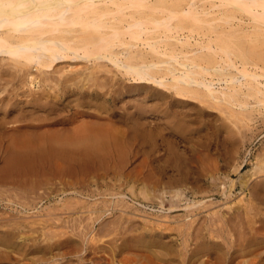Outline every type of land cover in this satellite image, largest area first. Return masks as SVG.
<instances>
[{"label": "rangeland", "instance_id": "rangeland-1", "mask_svg": "<svg viewBox=\"0 0 264 264\" xmlns=\"http://www.w3.org/2000/svg\"><path fill=\"white\" fill-rule=\"evenodd\" d=\"M176 21H179V20H176ZM187 22H188V24H187ZM186 25H188L187 27H186V29L188 30V29H190L189 27H191L192 29H194L195 31L194 32H198V31H200V29L202 30V29H205V27H206V25H203V24H198V23H191L190 21H188V20H186ZM189 23H191V25L189 24ZM193 26V27H192ZM195 27V28H194ZM163 30H164V28H159L155 33L156 34H159L160 32H163ZM264 30H261V31H259V33H255V34H253V35H251V39H249V38H247V37H242V39L241 40H238V43H237V41L236 42H233L232 44H231V46L230 47H232V46H234V47H232L234 50H235V53H233L234 55H232V56H236V57H234V58H236L235 60H237V61H240V60H244V58H245V62L247 61V59L249 60V58H250V61H247L246 63H247V66L249 65L250 66V68L251 69H254V70H259V71H262V72H264V46H263V40L261 41V39H264V32H263ZM262 32V33H261ZM261 33V34H260ZM260 34V35H259ZM259 38V40H258V38ZM246 38V39H245ZM253 38H255V39H253ZM242 40H244V42L242 41ZM256 40V41H255ZM126 41H134V39H132V38H129V40H128V38L126 39ZM248 41H255V42H253V45H250V44H252V43H246V42H248ZM258 41V43L256 44V42ZM260 41H261V43H260ZM243 43H246V44H243ZM255 43V44H254ZM263 43V44H262ZM240 45V46H239ZM241 45H242V48H241ZM248 45V46H247ZM249 45H250V47H249ZM236 46V47H235ZM257 46V47H256ZM118 47V46H117ZM248 49H252V51L251 50H249L248 52L250 53L251 52V54L252 55H254V56H252L251 54H249V53H242V49H244L245 51L247 50V48ZM255 50H254V49ZM236 50H237V52H236ZM244 52V51H243ZM241 53V54H240ZM253 53H255V54H253ZM138 54V53H137ZM144 54H149V56L147 55H144L143 57H145V58H139V59H137V58H135V61H137V60H140V59H145V60H161V58L162 59H167V57L166 56H168V55H164L163 57L162 56H160V55H157V54H155V55H150V53H144ZM151 54H154V53H151ZM169 54H174V55H176V54H179V53H169ZM217 55L215 56L214 54H205V55H203V56H201L202 57V59H201V57L199 56V55H197V56H199L200 57V60H199V57H193L194 59H191V61L193 60L195 63L197 62L198 64H200V65H203V66H206V67H213L214 65H216V64H218V63H222L223 65H225L223 62H225V61H222L223 59H222V53H216ZM246 55V56H245ZM250 55V56H249ZM219 56L221 57V58H219ZM240 56H241V58L242 59H240ZM148 57V59H146ZM166 57V58H165ZM169 57V56H168ZM212 57H215L213 60H212ZM153 58V59H152ZM155 58V59H154ZM158 58V59H157ZM206 58L208 59V60H206ZM252 58H254V60L252 59ZM204 59V60H203ZM220 61H219V60ZM253 61H252V60ZM124 60H129L127 57L126 58H124ZM7 61V60H6ZM13 61V60H12ZM203 61H206V62H203ZM207 61L208 62H210V61H212V62H210L213 66H211V64L210 63H207ZM213 61H214V63H213ZM216 61V62H215ZM256 61V62H255ZM73 62H75V63H77V62H80L81 63V65L82 66H85V67H87V63L90 65H92V66H90V68H86V72H84V74H87V72H88V69H90L89 70V72H88V75H84V74H81V76H80V74L79 73H77V72H73V71H71V73L73 72V73H75V75H76V73L77 74H79V76L77 77V75H76V77H77V81L76 80H71V85L69 86V84H67L66 83V85L65 86H62L61 84H56V82H54V84H53V82H48L49 84H52V86L50 85V89H48L49 88V84L47 83V82H42L41 83V81H42V77H44L46 74L45 73H41L40 71L39 72H36V70H35V72H36V75L38 76V74H39V76L37 77V79H36V83L38 82L39 83V81H40V83H39V85H38V83L36 84L35 83V86L31 89L30 88V85H29V87H28V84L26 85H23L24 83H23V79H24V71L25 70H27V69H29V68H27V66H31V67H33V64L31 63V65H26V66H24V68L25 69H23V72H22V74H21V70H18L17 71V68L16 67H13V65L11 64V66L10 65H8L9 63H12L11 61H7L6 63L5 62H1L0 63V70H2V68H4V67H2L1 68V66H4L5 64H7V65H5V68H9L11 71H13V72H11L9 69H7L4 73H2L3 72V70H2V72L0 71V74H6V77L8 76V75H10L11 74V76H10V78L8 79V77L6 78H4L5 80L7 79L8 80V82H6V81H4V79H3V77L4 76H1L0 75V78H1V80H0V106L1 107H3L2 109L0 108V120L2 119V118H5L4 120H6L5 122H4V120L3 121H0L1 123H0V125L2 124V122H4L5 124H7V123H9V124H7L6 126L8 127H6L5 126V124H2V125H4V128H5V130H3L2 128V126H0V129L2 130V131H0V137H1V140H4V141H2V143H0V181L1 182H3V180H7L8 179V177L11 175H14L15 177L16 176H19V177H16V178H18V179H20L21 180V182H22V179L24 180V176H21V173L19 172V171H17V173H15V174H9L10 173V169L8 168V166H7V162H5V160H4V158L5 159H8V160H10V158L13 156L12 155V153L14 154V152H13V150H16V149H14V148H12V147H14L15 145L17 146H20L21 147V145H26V144H28V142H29V139H30V137H32V135H31V133L30 132H28V131H30L31 129H32V127H33V125H34V129L36 128V130H49V131H52V135L54 136L56 133L58 134V136H54V137H56V140L54 139L53 141H52V137H51V134H50V137H49V134H47L46 132H45V134L46 135H48L47 137L50 139V142L51 143H53L54 144V142L55 141H57L58 142V140L57 139H59L60 141L57 143L56 142V144L58 145V144H60L59 146H61V144L63 143V139H61L62 137L63 138H65L64 137V135L66 136V134L65 133H67L68 131L69 132H72L71 133V135H73V136H75V138L73 137H70V135H69V133H67V135H68V138L70 137L71 138V140L72 139H74L73 140V142L74 141H77V139H76V136L79 134V133H81V131L83 130V131H85V129L87 128V126L89 127V125H92L93 127H92V129H89L90 130V133H93L94 131H93V129H98L99 130V128L98 127H100V131H96V133H98V135L96 134V135H94V133L93 134H91V138H92V135L93 136H95L94 138H95V145L97 146L95 149L96 150H100V152H97V151H94V148H93V152H91V153H96L97 154V156H99L100 157V155L101 154H103V152L105 153V155L106 154H108V155H110V156H101V157H103V159L102 158H98L97 156H96V154L94 153V154H92V156L94 155V156H96L98 159H95L96 157H93L96 161L94 162V159L93 158H91L90 160H92L91 161V163H90V160H89V158H90V156L88 155L87 156V154H88V152H90V151H92V150H90L92 147H94L95 145H94V140H91V138H90V136H89V140H88V137H87V135H89V130H88V128H87V132L85 131V133L87 134H85L83 131V133H81V135L83 134V137H84V135H86L85 137H87L86 138V140L88 141H81L83 138H81V137H78V139H81V140H79V142H77V143H80L81 145H83L82 143L84 142L85 144H87L86 146H87V148L85 147V144L83 145L84 147H81V146H79L80 144H77L78 145V147H81L83 150H85L86 149V153H85V155H83V153H82V151L80 150V148L78 149V150H80L81 151V153L82 154H76V156H77V158H80L79 160V162L77 161V158L75 159V158H72V159H75V160H73L72 162V165H70L69 164V162H71V160H68V161H62L63 163H64V166H62V164H60V166H59V164L57 165L56 164V162L57 163H60V161L61 160H57V161H55V164H54V161H50L49 162V164L51 163V167H49V164H47L48 163V161L46 162V161H44V162H42L40 165H41V167H40V165L38 164V166L36 165V167H37V170H36V173H38V179H37V176L35 175V176H33V177H30V179H33V180H35L36 182H37V180L40 182V181H42V179L45 177L46 179H47V182H46V180H43L42 182H40V183H36L35 184V181H33L32 182V180H29V177L28 178H25V180H26V183L28 182V180L31 182H28L27 184H29V185H24V183L22 182V185H24L25 186V188H27V189H25V188H23L20 184V181L19 180H17L14 176H12V177H14V180H16V181H18V182H16V181H14L13 180V178H10V179H8L9 181H10V183L12 182V180H13V184H15V185H13V186H10L7 182H8V180L5 182V183H7V185L9 186V187H11V188H8V186L6 185L5 186V183H3V185H2V183H0V186L2 187V189L4 190V191H6V189H7V191L8 190H10L11 189V193L10 192H8L9 194H7V191L5 192V194L6 195H9L8 197L4 194V192L3 193H1L2 192V189H0L1 190V192H0V211L2 210V212H0V215H1V221H0V224H1V227H3L2 229H4V230H2L1 229V227H0V230L3 232V231H5V232H3L4 233V236H3V233L0 231V235H2V236H0V237H3V239H4V241H5V243H3V241H1L0 243V246L2 245V244H4V245H2V247L5 249V248H7V249H9L8 251H9V253H8V251H7V249L6 250H4L2 247V249H3V251H2V254H0V264H21V261L20 260H24V261H22V264H31V263H33V264H43V263H45V261H46V264H67V263H69V264H81L80 263V260H84L85 261V259H86V256H87V260L85 261V262H83V260L81 261V262H83V264H104V262H105V264H106V262H110V263H107V264H130V263H135L136 264V259H137V264L141 261L142 263L144 262H146V258H145V256L143 255H141V254H147V252H148V254L150 253V255L152 256V257H154V259H151V261L153 260L154 262H156V261H161L160 262V264H169V263H171L170 262V260H172V263L171 264H179V263H185V264H204V262L207 264V262H208V264H222L221 262H220V260H222V258H224L226 255L225 254H222L221 255V257L219 256L220 254H221V251H219V249L220 250H222V253H224V248H223V246H222V248H220L219 246V248H218V250H216L217 249V247H215L216 249H214V247L212 248L211 246H208L206 249L209 251L207 254H205L204 255V253L203 254H201L200 256H194L193 255V248L195 249V245H196V241H198V240H202L203 241V239H205L204 240V242H208V243H210L209 241V239L210 238H213L214 239V236H218L217 234H220V238L218 239V237H215V239H218L219 241L221 240H223V238H224V240L225 241H223V244L225 243L226 245H227V247H226V245L224 246L226 249L228 248V245H229V243H232V241H233V239H234V237L236 238H238V235H241V233H242V235L241 236H239L240 237V240H241V237L243 238H246L245 236H244V234H246V233H249V235L248 234H246L247 236H252V234H254L255 232V234L252 236V237H255V239H254V241L256 240V242L258 243V245L256 244V242H254V241H252L253 242V244L254 245H256L255 246V249H258V251L261 249V248H264L263 246H262V243H263V245H264V230H263V228H264V222H262V221H264V217H262V216H264V211L262 212V210H264V209H261V208H263V205H264V201H262L263 200V198H264V177H262V176H264L263 174H264V169H263V164H264V152H263V150H261L262 148L264 149V119H262V118H264V113H260V110H261V112H264V104H263V106H262V101H261V98H263V97H260V96H262L260 93L258 94L254 89H249V88H245L244 87V89L242 90V92H241V95H237L236 96V98L235 97H230L229 99H230V101H229V99L228 100H224V101H226V104H225V102H222V101H215L212 97H210V96H208L207 95V93L205 94V92H202L203 90H200L199 91V89H196V88H193V90L191 89V88H189L188 86L186 87L185 86V89H187V90H189L188 92H187V90L186 91H182L181 89H178V87H175L173 84V82H172V80H170L171 81V83H170V81H168V84H167V86L166 87H159L158 88V86H154L152 83H145V84H147V86L144 84L143 85V83L142 82H137L134 78V75L132 74V73H126L124 70V68L123 67H117V65H115L112 61H110V60H107V59H93V60H89V62L88 61H86V60H82V59H78V61H73ZM104 62H105V67H102L101 68V66H99V65H103L104 64ZM201 62V63H200ZM253 62L255 63V64H253ZM5 63V64H4ZM64 63H68L67 61H63V62H61V64H62V66H64L65 64ZM69 63H71V62H69ZM80 63H79V65H80ZM204 63V64H203ZM257 63V64H256ZM98 64V65H97ZM107 64V65H106ZM209 64H210V66H209ZM67 65V64H66ZM78 65V66H79ZM199 65V66H200ZM258 65V66H257ZM10 66V67H9ZM61 65L59 64V67H60ZM82 66H81V68H82ZM97 67V66H99L101 69V71L97 68V69H95V67ZM248 66V67H249ZM255 66V67H254ZM23 67V66H22ZM80 67V66H79ZM92 67H94V68H92ZM201 67V66H200ZM200 67H197L198 69V75L199 76H202V75H204V76H211V75H209L210 73L208 72V71H206V73H204V69L203 68H200ZM4 68V69H5ZM11 68H13V70L11 69ZM15 68H16V72H18L17 73V77H15V78H18V79H15V78H13L14 77V75H15ZM105 68V69H104ZM122 68V69H121ZM33 69H35V68H33ZM44 70H46L47 68L46 67H44L43 68ZM93 69H95L94 70V72H93ZM102 69H104V70H106V71H102ZM31 70H32V68H31ZM98 70V71H97ZM203 70V71H202ZM8 71H9V73L10 74H8ZM47 71H48V74H49V71L50 72H52V69L50 70V69H47ZM90 71H91V73H90ZM15 72V73H14ZM66 72H69V73H67L68 75H70L71 76V74H70V71H66ZM92 72H93V76H92ZM12 73L14 74L13 75V77H12ZM20 73V74H19ZM56 73V75H58L62 80H63V82L65 83V81L66 80H64V79H67V77H68V75L66 74V76L64 77V75L65 74H62V73H57V72H55ZM95 73V74H94ZM97 73V74H96ZM8 74V75H7ZM40 74H41V76H40ZM45 74V75H44ZM20 75V76H19ZM44 75V76H43ZM94 75H95V77H94ZM214 75L215 76H218V74H216V73H214ZM87 76H89V77H87ZM198 76V77H199ZM12 77V78H11ZM64 77V78H63ZM92 77V78H91ZM39 78V79H38ZM42 78V79H41ZM86 78V79H85ZM91 78V79H90ZM20 79V80H19ZM22 79V80H21ZM94 79V80H93ZM10 80V81H9ZM79 80V81H78ZM76 81V82H75ZM6 82V83H5ZM22 82V83H21ZM76 83H79L78 85H76ZM82 83V84H81ZM85 83V84H84ZM21 84L23 85V86H21ZM44 84V85H43ZM47 84V85H46ZM56 84V85H55ZM75 84V85H74ZM138 85V84H140L142 87H139V85H138V88L136 87H133L134 85ZM5 85V86H4ZM41 85V86H40ZM46 85V86H45ZM53 85H54V87H53ZM86 85V86H85ZM135 85V86H136ZM7 86V87H6ZM37 86V87H36ZM43 86H44V88L45 89H43ZM69 86V87H68ZM84 86V88H85V90H86V93L88 92V94H89V92H90V94H89V96L87 97L86 95H88V94H86L85 93V90H83L81 87H83ZM143 86H145L146 88L148 87V90L145 88V87H143ZM164 86V85H163ZM4 87L6 88V89H4ZM40 89H42V90H40ZM61 87L62 88H64L63 89V92H62V89H61ZM171 87V89H169ZM66 88V89H65ZM70 88V89H69ZM144 88V89H143ZM156 88V89H155ZM161 88V89H160ZM180 88H183L184 89V87H180ZM33 89L34 90H36V92L34 93V91H33ZM37 89H39L40 91H44V90H46V91H44V92H39V91H37ZM68 89V90H67ZM73 89V90H72ZM81 89H82V92H81ZM150 89V90H149ZM151 89H153V90H151ZM184 89V90H185ZM196 89V91H194ZM3 92H2V91ZM65 90V91H64ZM77 90V91H76ZM160 90V91H159ZM179 90V91H178ZM192 90V91H191ZM245 90H247L248 91V94H246L247 92H245ZM254 91L255 93H257V94H255V93H253V92H251V91ZM47 91H50L48 94H47ZM51 91H52V93H51ZM60 91V92H59ZM72 91V92H71ZM74 91H76V92H74ZM80 91V92H79ZM84 91V92H83ZM178 93H177V92ZM244 91V92H243ZM55 92H57V93H55ZM64 92H66V93H64ZM92 92V93H91ZM179 92H181V94H184V96L183 95H181V94H179ZM191 92H193V93H191ZM250 92V93H249ZM29 93H31V94H29ZM32 93H34L35 95H37L38 93V95L39 96H41V95H43L44 97H45V94H46V98H44V99H48L49 101H52V104L51 105H48V107L47 106H44V107H41L40 108V106H35L34 105V102L32 103V101L34 100V98L35 97H39L38 95L37 96H35V95H33ZM37 93V94H36ZM59 93V94H58ZM64 93V94H63ZM75 93V94H74ZM77 93V94H76ZM81 93V94H80ZM176 93H177V95H176ZM189 93V94H188ZM244 93V94H243ZM253 93V97H252V94ZM13 94H14V96H13ZM185 94L187 95V96H185ZM191 94H193V96L191 95ZM198 94V95H197ZM259 98V100L260 101H258V99L257 100H255L256 99V97H255V95ZM34 96V98L33 97H29V96ZM50 95V96H49ZM52 95V96H51ZM57 95H59V96H57ZM84 95V96H83ZM180 97H179V96ZM190 95V96H189ZM204 95H205V97H204ZM243 95H245V96H247V98L249 99V101H247V100H245V99H247V98H245ZM249 95V96H248ZM17 98H16V97ZM196 96V97H195ZM239 96V97H238ZM243 96L244 97V99L243 98H241V97ZM10 97H12V98H14V99H12V98H10ZM42 97V96H41ZM86 97V98H85ZM200 97V98H199ZM208 97V98H207ZM20 98V99H19ZM28 98H31V102H30V104L28 103L29 101H30V99H28ZM43 98V97H42ZM84 98V99H83ZM201 98H203V99H201ZM231 98H233V99H231ZM240 98V99H239ZM10 99H12V100H10ZM16 99V100H15ZM17 99H19V101L17 100ZM33 99V100H32ZM50 99H52V100H50ZM212 99V100H211ZM235 99V100H234ZM243 99V100H242ZM14 100V101H13ZM25 100H29V101H25ZM200 100L202 101V102H207V103H205V105L207 104V107L205 106H202V104L204 105V103H201L200 102ZM210 100V101H209ZM246 102H245V101ZM11 101V102H10ZM84 101V102H83ZM179 101V102H178ZM212 101H214V103L212 102ZM234 101V102H233ZM244 101V102H243ZM253 101V102H252ZM257 101V102H256ZM264 101V100H263ZM7 103V105H6V103ZM13 102V103H12ZM15 102H16V104L18 103H20V104H22L21 105V107H23L22 109H24L26 112H27V116H26V122L27 123H24L23 122V120H19L18 122H20V124L18 125V122H16V121H14V120H12L13 118H14V116H12L13 114L15 115V116H18V115H20L19 117H24L23 116V113H26V112H22V115L20 114V111L19 112H17V110H19L18 108H17V106H16V104H15ZM66 102V103H65ZM83 102V103H82ZM139 103V106H142V107H140L141 109L142 108H145V109H142V112H144L145 114H143V115H140L141 114V109L140 110H138L139 109V107L137 108V104ZM141 102V103H140ZM144 102H146L147 104H148V106L146 105V103H144ZM221 102V103H220ZM227 102L229 103V106H230V104H231V106L228 108V104H227ZM233 102V103H232ZM237 102H239L238 104H237ZM259 102H261V103H259ZM6 105H4V104ZM23 103H25V104H23ZM28 103V104H27ZM31 103H32V105H31ZM62 103H63V105H62ZM65 103V104H64ZM83 104V105H81L82 107H80V104ZM135 103H136V106H135ZM143 103V104H142ZM211 103H213V105L212 106H215V107H217L216 109V111H220L219 113H221L224 109H226V111L224 110V112L222 113V114H219L218 112H216L215 111V107H213V108H209V107H212V106H209ZM217 103V104H216ZM240 103H243L245 106H247V107H245L244 105H241ZM249 104V105H246V104ZM256 103H259V104H257V105H255ZM264 103V102H263ZM8 104H10V105H8ZM36 104V103H35ZM151 104V105H150ZM166 104H168V105H166ZM173 106H172V105ZM200 104H201V106H200ZM220 104V105H219ZM221 104L223 105V107L221 106ZM250 104H251V106H250ZM252 104H254V106L252 105ZM13 107H12V106ZM14 105L16 106V108H14ZM25 105V106H24ZM146 107H145V106ZM153 105H158V106H156V107H153ZM227 105V106H226ZM233 105V106H232ZM239 105H241L242 107H240ZM7 106H9L8 108H7ZM32 106H33V108H32ZM134 106V107H133ZM153 107V111H154V113H153V111L151 110V107ZM159 106H160V108H161V112H160V108H159ZM166 106H167V108H166ZM169 106V107H168ZM200 106V107H199ZM222 107V108H220V107ZM235 106V107H234ZM237 106H239V108L237 107ZM5 107H6V109H5ZM10 107H12V108H10ZM19 107V106H18ZM21 107H19V108H21ZM49 107L52 109H49ZM148 107V110H146V108ZM164 107H165V109H164ZM199 107V108H198ZM202 107H204V108H209V110H211V112L208 110V109H204V108H202ZM244 107V108H243ZM249 107H254V110L253 109H251V108H249ZM150 108V109H149ZM154 108H155V110H154ZM156 108H159V110H157ZM163 108V109H162ZM168 108H170V110H168ZM173 108V110H171ZM200 108H201V110H200ZM219 108H220V110H219ZM232 108V109H231ZM238 108V109H237ZM242 110H241V109ZM28 109H30L29 111H28ZM49 109V110H48ZM78 111H77V110ZM134 109H136L135 111H134ZM166 109L168 110V113H170V111H171V115H174V117L173 116H169V114L168 113H165V112H167L166 111ZM198 109V110H197ZM203 109V110H202ZM234 109V110H233ZM245 109H247L246 111H245ZM250 109V110H249ZM258 109V110H257ZM2 110H4V111H2ZM8 110H10V111H8ZM11 110H13V111H11ZM36 110V111H35ZM48 110V111H47ZM150 110V112H148L147 113V111H149ZM214 110V111H213ZM228 110V111H227ZM237 110V111H236ZM248 110L250 111L248 114H247V112H248ZM253 110V111H252ZM8 111V112H7ZM17 113H16V112ZM31 111L33 112V113H36V112H38V113H36V114H31ZM50 111V114L49 113H46V112H49ZM55 111V112H54ZM82 111V112H81ZM133 111H134V113H133ZM139 113H138V112ZM157 111H159V113L157 112ZM198 111H200L199 113H198ZM234 111V112H233ZM243 111V112H242ZM3 112V113H2ZM4 112H6V114L4 113ZM11 112V113H10ZM76 112V114H74ZM79 112V113H78ZM162 112H164V114H163V116H162ZM174 114H173V113ZM227 112V113H226ZM242 112V113H241ZM244 112H246V114L244 113ZM2 113V114H1ZM16 113V114H15ZM32 115L31 117L33 118H31L29 115L30 114ZM40 113V115L42 116H38V114ZM53 113H54V115H56V117L54 116V118L52 117L53 116ZM137 115H136V114ZM157 113V114H156ZM176 113H177V115H176ZM187 113V114H186ZM218 113V114H217ZM250 113H252L251 115H249ZM5 114V116L6 117H4V116H2V115H4ZM11 114V115H10ZM18 114V115H17ZM29 114V115H28ZM46 114H47V116H46ZM48 114H49V116L51 115V117H49V118H51V120H53L54 121V119H55V123L56 124H54V122H52L50 119V122H48L47 121V119L46 118H48ZM71 114H74L73 116H71ZM134 114H135V116H134ZM139 114V115H138ZM161 114V115H160ZM166 114H167V116H166ZM199 114V115H198ZM219 115V118H218V116H216V115ZM225 114H227L226 116H227V119L225 120V119H223L222 120V115H225ZM230 114V115H229ZM233 114V115H232ZM239 114V115H238ZM243 114H244V116H243ZM8 115H10V116H8ZM44 115H45V117H44ZM131 115H133V116H131ZM165 115V116H164ZM221 115V116H220ZM229 115V116H228ZM241 115V116H240ZM246 115V116H245ZM249 115V116H248ZM36 117V116H38V117H36L37 119H35L34 117ZM140 116L141 117H144V118H141L140 119ZM177 116V117H176ZM226 116H224V118H226ZM232 117L231 119L229 118V117ZM235 118H234V117ZM243 116V117H242ZM251 116L253 117V118H251ZM2 117V118H1ZM8 117H12V119L11 118H9L8 120L6 119V118H8ZM30 117V118H29ZM40 117V118H39ZM73 117V118H72ZM136 117V118H135ZM165 117V118H164ZM171 117V118H170ZM178 117H180V118H182V120L180 119V118H178ZM238 117V118H237ZM249 117V118H248ZM261 117V118H260ZM42 118V121L44 120V119H46V121H44V122H41V123H39L38 121H40V119ZM44 118V119H43ZM53 118V119H52ZM163 118V119H162ZM200 118H201V120H200ZM234 118V119H233ZM247 118L248 119H250V120H248L247 121ZM12 120V121H14L15 123H17V124H15L14 122H10L9 120ZM28 119H29V121H28ZM66 119V120H65ZM69 119V120H68ZM71 119V120H70ZM76 119V120H75ZM166 119H168V120H166ZM169 119H170V121H169ZM172 119H174V120H172ZM179 119V120H178ZM198 119H199V122H198ZM215 119H216V122H215ZM218 119V120H217ZM219 119H221V120H219ZM239 119V120H238ZM243 119V120H242ZM252 119V120H251ZM257 119V120H256ZM24 120V121H25ZM34 120V121H33ZM38 120V121H37ZM56 120H57V122H56ZM135 120V121H134ZM139 120H141V121H139ZM146 120V122H142V121H145ZM166 122H168V123H166ZM183 121V122H181V121ZM232 120L233 121V125L230 123V121ZM237 120V121H236ZM263 120V121H262ZM9 121V122H8ZM36 121V123H34L33 124V122H35ZM70 121L72 122V123H70ZM132 121H134V123L132 122ZM139 121V122H138ZM173 121H175V123L173 122ZM239 121V122H238ZM250 121V122H249ZM262 121V122H261ZM21 122H22V124H21ZM28 122H30L31 124H33L32 126L30 125V123H28ZM128 122H131V123H133L134 124V128H133V125H131L130 123H128ZM136 122V123H135ZM144 124H142V123ZM173 122V123H172ZM180 122H181V125L179 126V124H180ZM14 123V127L12 126L11 127V125ZM23 123H24V125H23ZM44 123H47V125H45ZM51 123V124H50ZM138 123H140V126H145L144 128H145V131H143L144 130V128L142 127H140L139 125H138ZM147 123V124H146ZM171 123V124H170ZM216 123H219V125L218 124H216ZM223 123V124H222ZM235 123V124H234ZM239 123V124H238ZM240 123H242V124H240ZM260 123V124H259ZM39 124H41V126L39 125ZM50 124V125H49ZM82 124V125H81ZM128 124H130V125H128ZM142 124V125H141ZM175 124V125H174ZM202 124V125H201ZM220 124H222V126L220 125ZM236 124H238L240 127H238V125H237V127H236ZM10 126V131H9V126ZM18 125V127H16V126ZM22 125V126H21ZM30 125V127H27V132L25 131V133L27 134V133H29L30 135H28L29 137H27L26 138V136L27 135H25V138L27 139V141H26V139L24 138V135H23V137L22 136H20V134H23L24 132V128H26V126H29ZM38 125V126H37ZM79 125V126H78ZM83 125H85V127H83ZM87 125V126H86ZM148 125V126H147ZM168 125V126H167ZM170 125H172V126H170ZM246 125H248V126H246ZM250 125V126H249ZM19 126H20V128H19ZM42 128V129H40V127ZM76 126H78L79 128H80V126L81 127H83V128H85V129H83L82 128V130H81V128H80V130H78L79 128L78 127H76ZM128 126H130L129 128H128ZM138 126H139V128H140V130H139V128H138ZM150 126V127H149ZM177 126V127H176ZM178 126H179V128H178ZM202 126V127H201ZM217 126L219 127L218 129H217ZM242 126H243V128H242ZM245 126V127H244ZM16 127V128H15ZM21 127H22V132H21ZM53 128V129H51V128ZM95 127V128H94ZM105 127H110L113 131H115L116 130V132H118V133H120L121 131H122V129H127V131H125L124 130V132H125V134L123 133V131L121 132L122 134H124L125 135V138H124V135H118V133H115V135L117 136L116 138H117V141H115L114 140V138H115V135L114 134H112V135H114V136H112L111 135V133H110V135L111 136H108L107 137V135L109 134V133H107L108 132V130L109 131H111L109 128H108V130H106V128ZM135 127H136V129L138 128V130H136L137 131V133H136V131H135ZM147 127V128H146ZM150 129H149V128ZM153 127V128H152ZM160 127V128H159ZM162 127H163V129H162ZM164 127H166V128H164ZM169 127H172V128H169ZM175 127V128H174ZM189 127V128H188ZM195 127L197 128L196 130H195ZM249 127V128H248ZM20 130L18 133H17V130L18 129ZM30 130H29V129ZM39 128V129H38ZM64 128V129H63ZM74 128L76 129V131L78 130V131H80V132H77V134H75L76 133V131H74L75 133H73V130H74ZM90 128H91V126H90ZM103 128V129H102ZM130 128H132V130H130ZM159 128V129H158ZM173 128H174V130H173ZM191 128V129H190ZM248 129V132H247V129ZM15 129V130H14ZM17 129V130H16ZM33 129V130H34ZM58 130V131H56V132H54V130ZM59 129L60 130H62V132H63V134H62V137H61V134H60V132L61 131H59ZM68 129V130H67ZM69 129H71V130H69ZM101 129L104 131V129L106 130V131H104V132H106V136H105V134H104V132L102 133L101 132ZM142 129V130H141ZM150 131V132H152V133H150V136H148L149 134H146V133H149L148 132V130ZM154 129H158L156 132L154 131ZM161 129V131H159ZM178 129H180V130H178ZM192 129H193V131H192ZM220 129V130H219ZM246 129V130H245ZM7 130V131H6ZM11 130H13V131H11ZM33 130H31L32 131V134L33 133H35V134H33V136H34V138L35 137H37V136H35V135H37L36 134V130H34L35 132H33ZM67 130V131H66ZM92 130V131H91ZM130 130V131H129ZM153 130V131H152ZM162 130H164V131H162ZM241 130L244 132V131H246L245 133H244V135L246 136V133H247V137H245L243 134H242V132H241ZM4 131H6V133L3 135V133H4ZM41 131V132H42ZM131 132V133H129V132ZM133 131H135L134 133H133ZM1 132H3V133H1ZM21 132V133H20ZM61 132V133H62ZM112 132V131H111ZM153 132H154V136L152 135L153 134ZM162 132V137H161V133ZM242 134H240V133ZM16 134L17 135V137L19 138L18 140H17V137H16V139H15V136H12L11 134ZM24 133V134H25ZM37 133H40V132H37ZM43 133H44V131H43ZM99 133H102V134H99ZM113 133V132H112ZM143 133V134H142ZM155 133H156V135H155ZM158 133V134H157ZM239 133V134H238ZM11 135V137H14V139H13V141H15V140H17L16 142H17V144H15L14 146H11V145H13L15 142H13L12 141V139H11V137H10V135L8 136V137H6L7 135ZM18 134H19V136H18ZM56 134V135H57ZM104 134V135H103ZM128 134V135H127ZM131 134H132V137H130L131 136ZM135 134V135H134ZM136 134H137V136H136ZM142 134V135H141ZM146 134V135H145ZM164 134V135H163ZM134 135V136H133ZM141 135V136H140ZM159 137H158V136ZM242 136V137H240V136ZM39 136V135H38ZM45 136V135H44ZM43 136V137H44ZM60 136V137H59ZM97 136H99L100 138H101V136H103V137H105V139L108 141V143H107V141L106 140H104V141H106V143H104V141L103 142H100L101 141V139L103 138H99V137H97ZM121 136V137H120ZM127 136H128V138H127ZM138 136H140V138H138ZM149 138H148V137ZM152 136V137H151ZM235 137V140H233L231 137ZM238 136V137H237ZM244 136V137H243ZM6 138V140L8 141V142H12L13 144H11V145H9V143L5 140V138ZM40 137V136H39ZM42 137V138H43ZM47 137L45 136V141L46 142H44L45 144V146H46V144H47V147H46V151L45 150H41V152H42V154L44 153L43 151H45L46 153H47V148H48V145H51V143L50 142H47V140H49V139H47ZM84 137V138H85ZM112 137H113V139H112ZM118 137H119V141H121L122 140V142H126L127 143V145H126V143L124 142V144H122V142L120 143L119 141H118ZM136 137V138H135ZM142 137L144 138V139H142ZM147 137V138H146ZM155 137H157L159 140H156V138ZM21 138L23 139V140H21ZM33 138V137H32ZM33 138V139H34ZM38 138V137H37ZM37 138L36 139H34L35 140V142L37 141ZM41 138V139H42ZM69 138V139H70ZM93 138V139H94ZM97 138H99V140L97 139ZM110 138H111V140H114V141H112V142H114L115 143V146H114V143H113V147H116L117 148V151H115L116 150V148H114V151L116 152H114L115 153V156H116V154H117V152H119V150L118 149H122V147L125 145V147H123L124 149V151H123V153H125V151H127L126 152V154H124L123 155V153L122 154H119V156H118V154H117V157H115L114 156V154H113V152H112V150H108V149H113V147L111 146L112 145V143L110 142ZM124 138V139H123ZM133 139V141H132V139ZM150 138H153L152 140L150 139ZM155 138V139H154ZM163 138V139H162ZM240 138V140H238ZM242 138V139H241ZM246 138V139H245ZM9 139H11V140H9ZM33 139H31L32 141V143L31 142H29V146H31L30 145V143L32 144V146H38V145H41V143L40 144H37V143H39L40 141L39 140H41V139H39L38 141H37V143H35L34 142V140ZM67 139V136H66V138H65V140ZM98 140V142H99V144L101 143H103L104 145H102L103 147L104 146H106L107 148H108V146H111L110 148H103L101 145H99L98 143H97V140ZM109 139V140H108ZM121 139V140H120ZM128 139V140H127ZM135 139H137V140H139V141H135L134 142V140ZM145 139H146V141L148 142V143H146V141H145ZM148 139V140H147ZM149 139H150V141H149ZM165 139H167V140H165ZM1 140H0V142H1ZM43 141H44V139H42ZM41 140V142H43ZM64 140V144H65V142H67L68 141V139H67V141H65ZM84 140V139H83ZM130 140V141H129ZM154 140V141H153ZM162 140L164 141V143L165 144H163V142H162ZM243 140V141H242ZM18 141H21V143L22 144H20ZM82 143H81V142ZM90 141V142H89ZM129 141V142H128ZM157 141H160V142H157ZM167 141H169L168 143H167ZM173 141V142H172ZM239 141H240V143H239ZM242 141V142H241ZM7 142V143H6ZM10 142V143H11ZM61 142V143H60ZM72 142V144H70V141H68V147H66L67 148V150L69 149V147H73V146H77L76 145V143L74 142L73 143ZM92 142V144H93V146L90 144ZM120 144H119V143ZM132 142H134V144H132ZM139 142H141V143H139ZM143 142H145V143H143ZM235 142V143H234ZM238 143V145H237V143ZM6 143V144H5ZM35 143V144H34ZM50 143V144H49ZM89 143V144H88ZM97 143V144H96ZM138 143V144H137ZM151 143V144H150ZM153 143L154 144H156V147H154V145H153ZM158 143H160V144H158ZM167 143V144H166ZM170 143V144H169ZM171 143H172V145H171ZM7 144H8V146H7ZM67 144H66V146H67ZM75 144V145H74ZM106 144V145H105ZM117 144H119V147H118V145ZM168 144H169V146H168ZM4 145V146H3ZM42 145H43V143H42ZM43 145V146H44ZM100 147H99V146ZM108 145V146H107ZM134 145V146H133ZM157 145H159V146H157ZM10 146V148H8ZM15 146V148H18V146L16 147ZM44 146V147H45ZM58 146V147H59ZM127 146H129V147H127ZM163 146V147H162ZM6 147L8 148V150H12V153L11 152H9L7 149H6ZM43 147V148H44ZM61 147H63V146H61ZM88 147L90 148L89 149V151H87V149H88ZM168 147H170V148H168ZM22 148V147H21ZM24 148V147H23ZM22 148V149H23ZM42 148V149H43ZM50 148V147H49ZM73 148H76V147H73ZM85 148V149H84ZM98 148V149H97ZM103 148V149H102ZM5 149H6V151H5ZM71 149V148H70ZM151 149V150H150ZM39 150V149H38ZM38 150H36V151H38ZM103 150V151H102ZM108 150V151H107ZM150 150V151H149ZM8 151V153L10 154H8V153H5V152H7ZM40 151V150H39ZM102 151V152H101ZM110 151V152H109ZM121 151V150H120ZM169 151V152H168ZM171 151V152H170ZM175 153H174V152ZM260 151V152H259ZM106 152H108V153H106ZM112 152V154H110ZM99 153H101L100 155H99ZM119 153H121V152H119ZM171 153V154H170ZM6 154L7 155H9L8 156V158L6 157ZM75 154V153H74ZM174 154H177V155H174ZM213 154V155H212ZM261 154H263V155H261ZM12 155V156H11ZM44 155V154H43ZM78 155H81L80 157L78 156ZM84 157H83V156ZM91 155V154H90ZM112 155V156H111ZM122 155V156H121ZM208 155H210V156H208ZM258 155V156H257ZM259 155L260 156H262V157H260L259 158ZM11 156V157H10ZM70 156H73V157H76L75 155H72V153H70ZM69 156V157H70ZM87 156V157H86ZM114 156V157H113ZM168 156V157H167ZM170 156V157H169ZM171 156H175V158L174 157H171ZM178 158H177V157ZM213 156H216L215 157V159H213L214 157ZM255 156H257V158L255 157ZM83 157V158H82ZM89 157V158H88ZM110 159H108V158ZM86 158H88V160L86 159ZM104 158H105V161H106V158L108 159V161H109V163H107V164H109V165H111L112 164V166L113 167H111V166H109L108 167V165H106V164H103V163H106V162H108V161H104L103 163H102V161L104 160ZM113 158H114V161H116V162H114V163H119V164H115V165H113L114 163H112L113 162ZM165 158L166 159H168V162H167V160L165 161ZM170 158H172V159H170ZM188 158V159H187ZM85 161V159H86V161H85V163L86 164H84L85 166L87 165V167L89 166V168L91 167V171H90V169L88 168L86 171L87 172H89L90 174V177H89V175H88V173H86V171L84 172V165L83 164H81V162L83 161V160ZM117 159H119V160H117ZM178 159V160H177ZM190 159V160H189ZM200 160V162H198L199 160ZM205 159H206V161L208 162V164H207V162L205 161ZM208 159V160H207ZM210 159V160H209ZM82 160V161H81ZM101 160V162L100 163H98V161H100ZM171 160H173V161H175L176 163H172L171 162ZM202 160H204V161H202ZM7 161V160H6ZM74 161H77L78 162V164L77 165H75L77 162H75V164H74ZM110 161H111V163H110ZM258 161H260V162H258ZM261 161H262V163L263 164H261ZM46 162V163H45ZM68 164V166H67V164ZM152 162V163H151ZM184 162H186V164L184 163ZM203 162V163H202ZM216 163V165L214 164L213 165V163ZM255 162H258V163H260L261 165H262V168H258V170H257V172L255 173V176L254 175H251V172L254 170L252 167H254L255 165ZM5 163V164H4ZM53 163V164H52ZM82 163H84V162H82ZM87 163H90V165L89 164H87ZM92 163H94V165H97V167L99 166V164H101L102 166H100L99 168H102V167H105V170L104 171H106L107 173H105L104 171H103V169L104 168H102L101 170H102V172H104V173H102V172H100V170L96 167V166H94V165H91ZM96 163V164H95ZM98 163V164H97ZM172 163V164H171ZM201 164V166H200V164ZM211 163V164H210ZM217 163H219V167H218V164ZM236 163V164H235ZM121 164V167H123V166H126L125 168L123 167V169L119 166ZM150 164H152V165H150ZM208 165V166H210V165H212L211 167H213V166H216V167H213L212 169L214 170V171H216L215 172V174H214V171L213 170H210V168L209 167H207V168H209V174H208V172H207V168L205 167L206 165ZM210 164V165H209ZM235 164V165H234ZM238 164V165H237ZM239 164H241L240 166H239ZM6 165V166H5ZM42 165H43V167L44 168H46L45 169V172H44V169H43V167H42ZM45 165V166H44ZM53 165V166H52ZM65 165H66V167H65ZM69 165L72 167L73 165V169H71L70 167H69ZM80 165H82L81 167H80V169L82 168V170H80L79 169V166ZM205 165V166H204ZM229 165H231V166H229ZM4 166H5V168H4ZM59 167L58 169H60V167H62V170H58V169H53V167H55V168H57V167ZM96 167V168H94V167ZM107 166V167H106ZM117 166L118 167H120V168H117ZM179 166H183L184 168H186L187 167V169H183V167H182V169H181V167H179ZM238 168L237 170L236 169H234V168H236V167ZM40 169H39V168ZM49 167V168H48ZM77 167H78V169L79 170H75V168L77 169ZM86 167V168H87ZM93 167V168H92ZM178 167L180 168V170H181V173H179L180 174V176H178L177 178H176V176L177 175H179V174H177V173H174L175 171L177 172V170H179L178 169ZM202 167H203V170H202ZM6 168L8 169L7 171H6ZM41 168H42V171L44 172V173H40L41 172ZM70 168V169H69ZM114 168V169H113ZM117 168V169H116ZM216 168V169H215ZM218 168H219V170H221V171H219L218 170ZM222 168V169H221ZM251 168H252V170H251ZM51 171H50V170ZM69 169V171L67 172V170ZM93 169H95V171L96 172H92V170ZM109 169H111L109 172L107 171V170ZM113 169V170H112ZM116 169V170H115ZM121 171H120V170ZM137 169H139V170H137ZM177 169V170H176ZM201 169V170H200ZM205 169H206V171H205ZM227 169H229V171L227 170ZM261 169H263V170H261ZM40 170V171H39ZM58 170V171H57ZM70 170L71 171H73V170H75L74 172H77V173H75V174H77V175H72V172H70ZM122 170H123V172L125 171H127L126 173L124 172V176H123V173H121L122 172ZM131 170V171H130ZM180 170L178 171V172H180ZM182 170H184V171H182ZM249 170H251V171H249ZM261 170V172H259ZM8 171H9V173H8ZM46 171L47 172H49L48 173V176H43V175H47V173H46ZM53 171H55L54 173L56 174V175H59V177L60 178H58L57 176H55V174L54 173H52ZM57 171V172H56ZM61 171H66V173L68 174H66L65 173V175H64V172H61ZM84 173H83V172ZM112 171H115V172H112ZM118 171H120V172H118ZM136 171V172H135ZM145 172V173H142V172ZM174 171V172H173ZM188 171H189V173H188ZM201 171H202V176L199 174V172L201 173ZM211 171H212V173H211ZM18 172L20 173L19 175H18ZM58 172L60 173L61 172V174H58ZM73 172V173H74ZM80 172V173H79ZM100 172V173H99ZM112 174H111V173ZM128 172H130L131 173V175H134V176H131V175H129V173ZM132 172H135L134 174L132 173ZM139 172V173H138ZM153 172V173H152ZM161 172H165V175L163 174V173H161ZM187 174H189V177L187 178V175H185V173ZM205 172V173H204ZM227 172V173H226ZM260 174H259V173ZM262 172H263V174H262ZM62 173H63V176H62ZM86 174V176H84V175H81L80 176V174ZM93 173L95 174V175H93ZM119 174V173H121L119 176H118V174L117 175H113V174ZM143 174V175H141V176H146L147 175V173H151V181H152V179H156L157 178V176H161V178H162V176L163 177H167V178H169V179H171L172 180V182H173V180L175 181V180H179V177H180V180L181 181H184L185 180V182H187V184H188V186H190V187H188L187 185L185 186V183L184 182H182L181 183V181L179 180L178 182H180L181 184H183V186L180 184V183H178L177 181H175L176 183H177V185H181L182 187L180 188V186H175L176 185V183L175 182H171L170 180H167V178H162L163 180V182H165V184L166 183H169V184H172V188H173V190H171L172 188H170V186L171 185H165L163 182V184L161 183V179L159 178L158 180H159V184L157 183L158 182V180L155 182V183H157L158 185H156L157 186V190L159 191L158 192V195L155 193V192H153V187H151V186H154L155 185V183H153V181H152V183H151V181L149 182V183H151L150 184V186H148L149 184H148V181L150 180V179H145V178H147V176H148V178H149V175H147L146 177H144V179L145 180H147L146 182H145V180H140L141 178H143V177H141L140 176V174ZM161 173V175H159ZM166 173H169L168 174V176L166 175ZM184 175H183V174ZM205 175H204V174ZM217 173H218V175H217ZM222 173H223V175H222ZM242 173V174H241ZM244 173V174H243ZM246 173H248L247 174V177L249 176V175H251V177L249 176L248 177V180L247 179H245V178H247L246 177ZM250 173V174H249ZM8 174V175H7ZM17 174V175H16ZM42 176H41V175ZM50 174V175H49ZM53 174V175H52ZM78 174H79V176H78ZM92 174V175H91ZM103 175V177H98V175ZM105 174V175H104ZM107 174V175H106ZM111 174V175H110ZM125 174H127V175H125ZM146 174V175H145ZM163 174V175H162ZM174 174V176L173 177H175L176 179H174L173 177H172V175ZM177 174V175H176ZM181 174H182V176H181ZM191 174V175H190ZM199 174V175H198ZM207 174V175H206ZM219 174H221L220 175V178H219ZM254 174V173H253ZM259 176V177H261V178H259V177H257L256 178V176L257 175ZM5 175H7V178L5 177ZM52 175V176H51ZM97 175V177H94V176H96ZM129 175V176H128ZM137 175V176H136ZM157 175V176H156ZM204 175V176H203ZM211 175L212 176H215L213 179H214V182L212 181V178H211ZM217 175V176H216ZM227 175L229 176V177H227ZM39 176H41V177H43V178H39ZM51 176V177H50ZM64 176L66 177V176H69V177H66V178H64ZM72 176V178L71 179H73L75 176L77 177V178H75L74 180H72L73 182H76V183H78V184H76V183H73V185L71 184V180L68 182V180L70 179V177ZM86 178L87 177V179L85 180V179H83L84 177ZM94 177V178H92V177ZM111 176V178L112 179H110L109 177ZM126 176V177H125ZM138 176H140V179L139 178H137ZM155 177V178H152V177ZM170 176V177H169ZM190 176L193 178V180L198 176L199 178H196V179H199L198 181H196V182H194L195 183V185H194V183L193 184H189V183H191L193 180H192V178L190 179ZM200 176H201V178H200ZM223 176H225L224 178H223ZM242 176V177H241ZM244 176H245V178H244ZM253 176V177H252ZM24 177V178H23ZM63 177V178H62ZM120 177V178H119ZM124 177L125 178H127L126 179V181L125 180H123L124 179ZM130 177H131V179H130ZM132 177H135V178H132ZM181 177H182V179H181ZM186 177V178H185ZM218 177V178H217ZM241 177V178H240ZM22 178V179H21ZM44 178V179H45ZM79 178V179H78ZM83 179V180H85L84 181V183L80 180V179ZM91 178H92V180H93V182L91 181L90 182V180H91ZM100 178H103L102 180H100ZM115 178L117 179V181L115 180ZM118 178L120 179L119 181H118ZM122 178V179H121ZM138 179V182L136 183V181H137V179ZM184 178V179H183ZM222 178V179H221ZM228 178H230V179H228ZM243 178V179H242ZM250 178H253V181L254 182H252V179H250ZM50 181H49V180ZM59 179H66L65 181L68 183V185L70 186V187H68V185H67V183H65L63 180H62V182H61V180L59 181ZM76 179L78 180V181H76ZM89 179V184H91V185H89L88 184V180ZM96 179H98V182H97V180ZM106 179V180H105ZM107 179H108V181H107ZM110 179V180H109ZM129 179H130V182H128V184H126L127 183V181H129ZM133 179H134V181H133ZM165 179V180H164ZM189 179V180H188ZM218 181H217V180ZM220 179H221V181H220ZM224 179V181L225 180H227V181H225V183H221L222 182V180ZM231 179H233V181H235V182H232V180ZM235 179V180H234ZM256 180V182H255V180ZM24 180V181H25ZM56 181V183H53V182H55ZM96 180V181H95ZM105 180V181H104ZM111 180H113V182H111ZM136 180V181H135ZM192 180V181H191ZM231 180V181H230ZM243 180V181H242ZM49 185V183L51 182L52 183V185H54L53 187H55V188H53L52 189V187L49 185V187H51L50 188V190H48V185H46L45 186V182ZM79 181H80V183L81 184H83V185H81L80 183H79ZM124 182V184L125 185H123L124 186V188H123V186H122V184H123V182ZM132 181V182H131ZM142 181V182H141ZM169 181V182H168ZM195 181V180H194ZM203 181H204V183H203ZM215 181H217V183L215 182ZM220 181V182H219ZM223 181V182H224ZM252 183H251V182ZM259 181V182H258ZM16 182V183H15ZM61 182V183H60ZM64 182V183H63ZM96 182V183H95ZM105 182H108L109 184L108 185H110V186H112V187H110V186H108ZM133 182H135V184H133ZM144 182V183H143ZM201 182V183H200ZM210 182H212L213 183V185H211L210 184ZM226 182H229V184L227 183V185H226ZM231 182V183H230ZM242 183V185H244V186H242L241 185V183ZM246 182V183H245ZM249 182V183H248ZM257 182L258 183H262V184H258L257 185ZM19 183V184H18ZM50 183V184H51ZM85 183H87L86 185H85V187H84V184ZM94 183V184H93ZM101 183H102V185H101ZM104 183V184H103ZM110 183H113V184H110ZM119 183H122V184H120V185H118ZM132 183V184H131ZM139 183V184H138ZM197 183H199V184H197ZM204 185H203V184ZM205 183H207V184H205ZM216 183V184H215ZM219 183V184H218ZM233 183L235 184V185H233ZM254 183V184H253ZM16 184L19 186V188H18V186H16ZM37 185L35 188L33 187L32 189L30 188V187H28V186H30V185ZM58 184V185H57ZM62 184H66V186L65 185H63L62 186ZM74 184H75V186H76V188H75V186H74ZM99 184H100V186H99ZM114 184H116V185H114ZM144 184H147V186L146 185H144ZM175 184V185H174ZM201 184V185H200ZM215 184V185H214ZM223 184V185H222ZM226 185V188H225V185ZM96 188V187H98V188H94L93 186ZM104 185V186H103ZM128 185H130V186H128ZM135 185H137L136 187H135ZM141 185V186H140ZM143 185V186H142ZM164 185L166 186V187H164ZM198 185V186H197ZM201 186V188H202V190L201 189H199L200 188V186ZM202 185L205 187L206 185L210 188V189H208L207 188V186L205 187V189H206V191H203V190H205L203 187H202ZM210 185L212 186V187H210ZM216 185H217V187L218 188H215L216 187ZM229 185H231V187L233 186V188H228L229 187ZM246 185V186H245ZM41 186V187H40ZM44 186H45V189L46 190H48V191H50V192H47V191H45V189H44ZM57 186V187H56ZM59 186V187H58ZM75 188V190L73 189V187ZM83 186V187H82ZM93 187V189L91 188V187ZM106 186L110 189H112V190H114V191H111V189L110 190H108V192L107 191H104L105 190V188H106ZM115 188H114V187ZM122 187L123 188V190L122 189H120L119 187ZM134 186V187H133ZM156 186L154 187V191L156 190ZM164 187V189H167V190H164L163 189V187ZM192 186H193V190H189V188H192ZM198 188H197V187ZM235 186V187H234ZM255 187V188H252V187ZM0 187V188H1ZM18 188V191H19V193H18V191H15V189L16 188ZM22 187V188H21ZM38 187V188H37ZM43 189L44 190V192H43V190L41 191V189ZM81 187H82V190H81ZM89 188V189H92V191L91 190H89L88 191V189L87 188ZM100 187V188H99ZM130 187V188H129ZM139 187V188H138ZM145 187V188H144ZM147 187L149 188H151V190L150 189H147ZM162 187V188H161ZM180 188L179 190H177L176 188ZM185 187H186V189H185ZM188 187V188H187ZM197 189H196V188ZM36 188L38 189V191H40V192H36ZM71 188V189H70ZM79 188H80V190L82 191H80L79 190ZM84 188V189H83ZM128 188H129V190H128ZM131 188H132V191H131ZM135 188V189H134ZM160 188V189H159ZM215 188V189H214ZM220 188V189H219ZM249 188V189H248ZM254 189L255 191H251L250 193H252L253 195H256V193H258V194H260L261 195V192L263 193L261 196L259 195L258 197H259V199L261 200H259V201H257V200H255V201H253L254 200V198H256V199H258L257 198V195L256 196H253L252 194L250 195V193H249V191H250V189ZM13 189H14V191L15 192H13ZM30 189H31V191H30ZM34 189H35V191H34ZM40 189V190H39ZM57 189H59V191H57ZM72 189H73V191H72ZM79 190V192H78V190ZM86 189V190H85ZM94 189H95V192H94ZM102 189V194H101V192H100V190ZM107 189V188H106ZM118 191H116V190ZM169 189H170V192L171 191H175V195H173L174 194V192H172L171 194L169 193ZM182 189L184 190L183 191V196H181L182 195ZM214 189V190H213ZM218 189V190H217ZM228 189H230V191H232L231 193H230V191L228 190ZM232 189V190H231ZM244 189V190H243ZM258 189L260 190V192L258 191ZM261 189H263V190H261ZM17 190V189H16ZM23 190V191H22ZM26 190V191H25ZM28 190V191H27ZM52 190V191H51ZM62 190H64V191H62ZM120 190V191H119ZM123 192H122V191ZM133 190H134V193H133ZM137 190V191H136ZM139 190H140V192H139ZM143 192H142V191ZM146 192H145V191ZM149 190V191H148ZM156 190V191H157ZM162 190V191H161ZM181 190V191H180ZM194 190H197V192H195ZM199 190V191H198ZM200 190L203 192H201V193H198V192H200ZM211 190H213V191H210ZM257 190V191H256ZM27 193V195H26V193ZM33 191H34V193H33ZM70 191V192H69ZM96 191H98V192H96ZM110 191V192H109ZM116 191V194L114 193V195H113V193L112 192H115ZM127 191V192H126ZM131 193H130V192ZM164 191V192H163ZM166 191H167V194H166ZM189 191V192H188ZM223 191V192H222ZM17 192V193H16ZM20 192H22V193H20ZM36 192V193H35ZM42 192L43 193H45V194H42ZM84 192V193H83ZM107 192V193H106ZM125 192V193H124ZM150 192L152 193V194H150ZM176 192H178V194H176ZM180 192V193H179ZM193 192H194V194H193ZM209 192V193H208ZM226 192H229V194L228 193H226ZM240 192H242V194H245V195H243L244 196V198H243V201H240L239 200V198L241 197L242 198V194L240 193ZM35 195H33V194ZM49 193V194H48ZM80 193V194H79ZM83 193V194H82ZM89 193V194H88ZM93 193V194H92ZM94 193H96V195L94 194ZM105 195H104V194ZM109 193V194H108ZM117 193H118V195H117ZM133 193V194H132ZM155 193V194H154ZM163 193H165V194H163ZM169 193V194H168ZM196 193V194H195ZM204 193H206V194H204ZM208 193V194H207ZM223 193H225V194H223ZM2 194H4L5 196H4V198L2 197ZM14 194V195H13ZM16 194H17V198H16ZM22 194V195H21ZM23 194L24 195H26L27 196V198H25L26 196H23ZM30 194H32L34 197H33V199L32 200H29L28 201V199H31V197L32 196H30ZM37 194V195H36ZM75 194H76V196L77 197H75ZM86 194H88V195H86ZM92 194V195H91ZM120 194H122V195H124V196H121ZM134 194H135V196H134ZM136 194H138V195H136ZM148 196V198L146 197V199L148 200H146L145 199V197L143 196ZM146 194V195H145ZM163 194V195H162ZM198 194V195H197ZM11 195H12V198L13 199H22V197H23V199H22V201L24 200V198L26 199V203H25V200L23 201L24 202V204H27V205H29V204H31V206L29 205L28 207H27V205H25L26 207H23L24 205H23V202L21 203V199L18 201V200H13L12 198H11V200L9 199L10 197H11ZM21 195V196H20ZM109 195V196H108ZM111 195L113 196L112 197V199H111ZM116 195V196H115ZM127 195V196H126ZM152 195H153V197L154 198H156L157 196H158V198L157 199H155V201L153 200L154 198L152 197ZM154 195H156V197L154 196ZM159 195H161V196H159ZM164 195L166 196L165 198H163L164 197ZM173 195V196H172ZM185 195H186V197H185ZM252 196V197H254V198H252V199H250L251 197L250 196ZM13 196H15V198L13 197ZM20 196V197H19ZM37 196L39 197H41V198H39V199H41V200H38V198H37ZM71 196V197H70ZM72 196H74V197H72ZM80 196V197H79ZM126 196V197H125ZM163 196V197H162ZM169 196H172V197H170V198H168ZM176 196V197H175ZM181 196V197H180ZM230 196V197H229ZM237 196H238V198H237ZM247 196H249V197H247ZM29 197V198H28ZM86 197V198H85ZM104 197H105V199H104ZM108 197V198H107ZM151 198V200H150V198ZM160 197V198H159ZM246 197L248 198V200H249V202L246 200ZM35 198V199H34ZM65 198H67L66 199V202H65ZM81 198V199H80ZM87 199V201L85 200V199ZM103 200H102V199ZM117 198L119 199V198H121V201H120V199L119 200H117ZM123 198V199H122ZM162 198V199H161ZM167 198V199H166ZM172 198V199H171ZM181 198V199H180ZM240 198V199H241ZM262 198V199H261ZM8 199V200H7ZM37 199V200H36ZM70 199V200H69ZM82 199H83V201H82ZM89 199V200H88ZM97 199H98V201L99 200H101L100 202H98L97 201ZM109 199V200H108ZM116 200L115 202L113 201V200ZM133 199V200H132ZM158 199H160V200H158ZM165 199V200H164ZM169 199H171V200H169ZM178 199H180L181 201H183L182 203L180 202V200L178 201ZM185 199V200H184ZM201 199H203V201H207L208 203H206V202H203ZM9 200H10V202H9ZM60 200V201H59ZM69 200V201H68ZM74 200V201H73ZM105 200H106V202L107 203H110V204H107V205H105L106 203H103V202H105ZM108 200V201H107ZM125 200V201H124ZM150 200V201H149ZM158 200V201H157ZM162 200V201H161ZM176 202H175V201ZM200 202H199V201ZM235 200H237V201H235ZM242 200V199H241ZM246 200V201H245ZM33 201L35 202V201H37L36 203H33ZM62 201V202H61ZM67 201L68 202H70V203H67ZM82 201V202H81ZM91 201V204L89 203ZM111 201V202H110ZM127 201L128 202H130V204L129 203H127ZM133 201V202H132ZM139 203H138V202ZM164 201V202H163ZM166 201H167V203H166ZM170 201H171V203H170ZM195 201H197V203H195ZM27 202H29V203H27ZM65 202V203H64ZM74 202V203H73ZM79 202V203H78ZM93 202V203H92ZM94 202H97V203H94ZM119 202V203H118ZM127 204H126V203ZM149 202V203H148ZM163 202V203H162ZM191 202V205L192 206H190V203ZM193 202V203H192ZM198 202H199V204H198ZM209 202L211 203L210 205H209ZM234 202H236L235 204H234ZM239 202H241V203H239ZM250 202H253L254 204H256V205H253V208L254 209H250V210H246V204L248 205V203L250 204ZM258 202H260V205H259V203ZM263 202V203H262ZM58 203V204H57ZM75 203H78V204H76L77 206V208L75 207L74 208V205H75ZM82 203H84V204H82ZM88 203V205H86ZM103 203V204H102ZM111 203H113V204H111ZM114 203L117 205H114ZM124 203H125V205H124ZM160 205H159V204ZM173 203V204H172ZM175 203V204H174ZM177 203H178V206H177ZM203 204V205H201V204ZM213 203V204H212ZM243 203H246L245 205L243 204ZM252 203V204H253ZM22 204V205H21ZM57 204V205H56ZM72 204H73V206H72ZM100 204V205H99ZM122 204L124 205V207L122 206ZM129 204V205H128ZM163 204H164V206H163ZM171 204H172V206H171ZM182 206H181V205ZM227 204H228V206H229V208H230V210H229V208H228V206H227ZM243 205V206H240V210L242 211H244V212H241V213H239L240 212V210H239V206L237 207V205ZM21 205V206H20ZM63 205H65V206H63ZM69 207H68V206ZM80 205V206H79ZM96 205V206H95ZM104 205H105V207H104ZM115 207H114V206ZM123 207V208H121V206ZM131 205V206H130ZM132 205L135 207V209H134V207H132ZM142 205V206H141ZM174 205V206H173ZM180 205V206H179ZM207 205H209V206H207ZM235 205V206H234ZM258 205V206H257ZM56 207V208H53V207ZM58 206H60V208L58 207ZM62 206L63 207H68V210H67V208L65 209V208H62ZM72 206V208H70ZM89 206V207H88ZM99 206V207H98ZM101 206V207H100ZM102 206L104 207V208H102ZM113 206V207H112ZM126 206V207H125ZM131 207V209L129 210L128 209V207ZM140 206V207H139ZM176 206H177V208H176ZM188 206H190V207H188ZM195 207V206H197L194 210H193V208L192 207ZM199 206H203V207H199ZM206 206V207H205ZM84 207V208H83ZM91 207V208H90ZM93 207H96V208H94V209H92ZM106 207H109V208H106ZM165 207V208H164ZM173 207V209H171V208ZM175 207V208H174ZM237 207V208H236ZM2 208V209H1ZM29 208V209H28ZM79 208V209H78ZM80 208H81V210H80ZM98 208V210H96ZM118 208H120V209H118ZM132 208L134 209L133 210V212H132ZM136 208L137 209H139V210H137L138 211V214H136ZM191 208V209H190ZM198 208V209H197ZM233 209V211H235V212H233L232 211V209ZM235 208H236V210H235ZM245 208V209H244ZM259 209V211H257V209ZM28 209V210H27ZM56 209V210H55ZM70 209V210H69ZM72 209L74 210V211H72ZM77 211H76V210ZM102 209V210H101ZM118 209V210H117ZM123 209H127V210H125L126 211V213H123V212H125V211H123ZM141 209V210H140ZM188 209V210H187ZM192 210L191 212H190V210ZM215 209H217V210H215ZM228 209V210H227ZM261 209V210H260ZM85 212H83V211ZM101 210V211H100ZM105 212H104V211ZM107 210V211H106ZM110 210H111V213H109L110 212ZM214 210L215 211H217V212H214ZM237 210H238V212H237ZM252 210H253V212H252ZM55 211V212H54ZM65 211V212H64ZM67 211V212H66ZM72 211V212H71ZM79 211H81V212H79ZM100 211V213H98ZM102 211H103V213H102ZM119 211H123V212H119ZM131 213H130V212ZM134 211H136V212H134ZM188 211H189V213H188ZM195 213H194V212ZM220 212V215L219 214H217V213H219ZM223 211V212H222ZM247 211V212H246ZM12 212V213H11ZM69 212V213H68ZM89 212V213H88ZM117 212H118V214H117ZM129 212V213H128ZM186 212V213H185ZM193 212V213H192ZM212 212H213V214H212ZM221 212H222V214H221ZM228 212H230V213H228ZM245 212H246V214H245ZM251 212H252V214H254V216L253 215H251L250 216V214H251ZM259 212H260V214H259ZM261 212L263 213V215L261 214ZM2 213V214H1ZM4 213H6V215H7V213H8V215L6 216V217H9L8 219H9V221H10V218H11V221L12 222H16V220H17V218H19L20 220H19V222H21V223H19V225H18V227L15 229V227H16V225L14 224V223H12V222H10V223H8V222H6V224H5V221L4 222H2V219H5L6 217H4ZM13 214L14 216H11V214ZM58 213V214H57ZM59 213H60V215L62 216V217H59ZM61 213H68V214H61ZM70 213H72V214H70ZM78 214V216H77V214ZM79 213H80V215H79ZM84 215H83V214ZM106 213V214H105ZM147 214V217H148V219L146 218V214ZM164 213H166L167 214V216H170L171 217V219L169 218V217H166V215L164 214ZM226 213V214H225ZM227 213H228V216H227ZM236 214L235 216L236 217H234V215H231V214ZM258 213V214H257ZM4 214V215H3ZM55 214H57V215H54ZM115 214H117V216L115 215ZM123 214V215H122ZM126 214V215H125ZM132 214V215H131ZM143 214V215H142ZM158 216H157V215ZM159 214H160V216H161V214H163V217L161 216V219H160V217H159ZM170 214V215H169ZM173 215V217H172V215ZM183 214L185 215V216H188L187 214H189V216H193V214H195V216L194 217H196V218H191V217H185V216H183ZM225 216H224V215ZM239 214V216H241V219L239 218V216H237ZM242 214V215H241ZM245 214V215H244ZM259 215V216H257V215ZM11 217H10V216ZM66 215V216H65ZM68 215H71V216H68ZM75 215V216H74ZM90 215H93L92 216V218L91 217H89ZM96 215V216H95ZM101 216V218L100 217H98V216ZM128 215V217H126ZM139 219H141V217H142V221L140 220H138V219H135L136 217ZM142 215V216H141ZM176 215H178L179 216V219L180 220H178V216H176ZM211 215H212V217L214 216V218H212L211 217ZM261 215V216H260ZM16 216V217H15ZM71 219H69L68 217ZM72 216H74V218H72ZM79 216H81L80 218H79ZM88 218H87V217ZM118 216H121V217H123L124 218V220L121 218V219H118ZM131 216H132V219H130L131 218ZM145 216V217H144ZM164 216L166 217V218H164ZM183 216V217H182ZM216 216H221L220 217V219H219V217H216ZM224 216V217H223ZM227 216V217H226ZM243 216V217H242ZM246 216H248L247 218L249 219H252L253 218V221H255V222H252V220H251V223L253 224V225H261V228H262V230H261V228H260V230L262 231V233H261V231H260V234H257V233H259V231L257 232V231H252L251 233H250V230L247 232V229L249 228V226L251 225L250 224V219L248 220L247 218L245 219L244 217H246ZM253 216V217H252ZM255 216H256V218H255ZM13 217L15 218V221H14V219H13ZM59 217V218H58ZM65 217H66V219L68 220V222L72 225V227H71V225L67 222V220L65 219ZM82 217H83V220H82ZM98 218V220H94V219H97ZM105 217V218H104ZM150 217V218H149ZM152 217H156L157 219L159 218L160 220H161V226L159 225V224H156L154 221L156 220V218H153V220H151L152 219ZM175 217H176V219H175ZM186 219H185V218ZM199 217V218H198ZM210 217V218H209ZM230 217V219H232L233 218V220L234 221H231V223H230V219L227 221V219ZM57 218V219H56ZM89 219V220H87V219ZM93 219V220H91V219ZM103 218V219H102ZM110 218V219H109ZM115 218V219H114ZM130 220H129V219ZM133 218H134V220L136 221V224H135V221H133ZM144 218V219H143ZM170 220H169V219ZM173 218V219H172ZM189 219V221H188V219ZM207 218V219H206ZM219 220H218V219ZM224 218V219H223ZM239 219V221L238 222H240V223H238V222H236L235 223V221L236 220H238ZM242 218L244 219V220H242ZM259 218V219H258ZM263 220H262V219ZM8 219H6V221L8 220ZM60 219H61V221H60ZM65 221H64V220ZM81 219V220H80ZM100 219V220H99ZM107 219H109V220H106ZM113 221H112V220ZM117 219V220H116ZM126 219H127V221H126ZM158 219V220H159ZM163 219V220H162ZM196 219V220H195ZM198 219H199V221H201L200 219H202V222L200 223L199 221H198ZM210 219H212L211 221H209ZM217 219V220H216ZM221 219H223V220H221ZM255 219V220H254ZM256 219H258V220H260V222H262V224H260L259 222H258V220H256ZM23 220H25L24 222H25V224H27V226L26 225H23L24 224V222H22ZM56 220L58 221L59 220V222H56ZM76 222H78V223H75V221ZM80 220V221H79ZM88 222H87V221ZM90 220H91V226H90ZM146 220V221H145ZM158 220H156V222L157 223H160V221H158ZM166 220V221H165ZM178 222H177V221ZM183 220V221H182ZM222 222H221V221ZM225 220V222H223ZM242 220V221H241ZM247 220H248V222H247ZM63 221H64V224L65 225H67V230L66 229H64V226L65 225H62L61 223H63ZM73 221V222H72ZM96 221V222H95ZM99 221H101V222H103V223H101V222H99ZM115 221V222H114ZM118 221H120V222H118ZM126 221V222H125ZM130 221V222H129ZM147 221H149L148 223H150V227L149 226H147V225H149L148 223H147ZM164 221V222H163ZM168 221V222H167ZM180 221H182L183 223H185V224H183L182 222H180ZM188 221V223L191 225V226H195L196 228H193V227H191L190 225V228L188 229V225H186V222ZM195 221V222H194ZM203 221H205V222H203ZM212 221H214V223L212 222ZM215 221H216V223H215ZM217 221H219V223L217 222ZM247 222V224H242V222ZM258 223H257V222ZM17 222H18V220H17ZM17 222H16V224H17ZM28 222H30V223H28ZM55 222V223H54ZM66 222V223H65ZM80 222H82L81 224H82V226H81V224L79 225V223ZM86 222V223H85ZM104 222H105V224L107 223V227H106V225L104 224ZM112 222H114V223H112ZM118 222V223H117ZM121 222H122V224L123 225H121ZM125 222V223H124ZM129 222V225L131 226H129L127 223ZM134 224L133 226L135 227V228H133V226H132V223ZM138 222V223H137ZM141 222H143V224L142 225H139V223H141ZM166 222V223H165ZM176 222V223H175ZM180 222V223H179ZM193 222H194V224L195 223H197V225H198V223H199V227L200 228H202L203 227V225H206V226H208V225H210V226H208V228L206 227V226H204L203 228H205L204 229V232L202 231L201 232V230H203V228L202 229H199V227L198 226H196V224L195 225H192L193 224ZM208 222V223H207ZM212 222V223H211ZM228 222H229V224H231V225H229L228 224ZM234 224H236V225H234ZM243 222V223H244ZM3 223V224H2ZM54 223V224H53ZM85 223V224H84ZM99 223H101V225L103 224V228L101 227V225H98ZM115 223H116V225H115ZM147 223V224H146ZM156 225V226H154V224ZM169 224V226L171 227V229H170V227L168 226V224ZM178 223V224H177ZM187 223V224H188ZM204 223V224H203ZM209 223H211V224H209ZM219 225H218V224ZM225 223V224H224ZM248 223L250 224L249 226H247L248 225ZM257 223V224H256ZM7 225L8 227L10 226V228L11 229H7L6 228V226L5 225ZM9 224V225H8ZM15 226H14V225ZM20 224H22V225H20ZM57 224V226H55ZM58 224H60V226H58ZM78 226H77V225ZM111 225V226H108V225ZM118 224V225H117ZM138 224V225H137ZM146 224V225H145ZM165 224V225H164ZM166 224H167V226H168V228L166 227ZM171 224V225H170ZM175 224V226H174V229L175 230H177L178 228H179V231H181L180 229L182 228L183 229V231H181V232H179L178 230L177 231H175L174 229H172L173 228V225ZM180 224H182L183 226L185 225L186 227H181L180 226ZM214 224H215V228L216 229H214V233H215V235H213L214 233H213V229L211 230V227L213 226L214 227ZM217 224V225H216ZM221 224H223V225H221ZM226 224H228L227 225V227H226ZM239 224V225H238ZM3 225V226H2ZM54 225V226H53ZM68 225H70V226H68ZM74 225V226H73ZM98 225V226H97ZM113 225V226H112ZM120 225V226H119ZM125 225V226H124ZM126 225H128L127 227H126ZM157 225H159V226H157ZM202 227H201V226ZM212 225V226H211ZM241 225V226H240ZM252 225V226H253ZM257 225V226H258ZM263 225V226H262ZM25 226V227H24ZM76 226V227H75ZM86 226V227H85ZM100 226V227H99ZM104 226L107 228L106 230H105V228H104ZM114 226H116V227H118V228H115ZM122 226H123V230L122 229H120V228H122ZM144 226V227H143ZM151 226L152 227H156L157 229H158V227H160V229H158L159 230V233H158V230L155 228V230H153V228L151 229ZM180 226V227H179ZM221 227L220 229L219 228H217V227ZM231 226V227H230ZM232 226L234 227V226H236L234 229L236 230H232ZM242 226H243V228H244V226H245V229L246 230H244V229H242ZM251 226V227H252ZM13 227H14V229H13ZM19 227H21V228H19ZM24 227V228H23ZM41 227V228H40ZM42 227L44 228V229H42ZM59 229H58V228ZM77 227H78V229L79 230H77ZM80 227V228H79ZM85 227V228H84ZM98 227H99V229L101 230V228L103 229V230H99L98 229ZM110 227H111V231H110ZM136 227H140L141 228V230H140V228H138L137 229V231L136 230H134V229H136ZM176 227H178L177 229H176ZM223 227H225V228H223ZM247 227V228H246ZM57 228V229H56ZM69 228V229H68ZM75 230H74V229ZM84 228V229H83ZM88 228H89V230H88ZM92 228V229H91ZM124 228L126 229V231H128V229H130L129 231H128V234H127V232L126 231H124ZM128 228V229H127ZM146 230H145V229ZM149 230H148V229ZM186 228V229H185ZM210 228V229H209ZM223 228V229H222ZM227 228V229H226ZM231 228V229H230ZM239 228H241V229H239ZM20 229H21V231H23V232H21L20 231ZM24 229V230H23ZM61 229V230H60ZM87 229V230H86ZM96 229V231H94V230ZM98 229V230H97ZM115 229H117V230H115ZM144 229V230H143ZM166 231H165V230ZM192 229H195V230H197L198 232L196 233V231L194 230H192ZM249 229H251V228H249ZM11 230H13V231H15V233L14 232H10ZM17 230V231H16ZM40 230V231H39ZM44 232H43V231ZM55 230H56V232H55ZM57 230L60 232H65V233H63L62 232V234H64V235H62L63 237L64 236H66L65 238H63V239H67V237H69V236H71V235H73L75 232H76V230H77V233H75L74 235H73V238L71 239V237H69L67 240H66V242L65 241H62L63 239H62V236H61V232L59 233L60 234V237H59V235H58V238H55V237H57V235H55V233L57 234L58 232H57ZM70 230H73V231H70ZM82 230V231H81ZM84 230H86L85 232H86V234H85V232H84ZM105 230V233H103V231ZM120 231V233L117 235L118 237H116V236H114V238H112L113 236H112V234H115L116 235V233H118L119 231ZM132 230H134L135 232L134 233H132L133 231ZM138 230H139V232L141 231L144 235H146V234H149V236L150 237H148V235L146 236V237H148L149 239L151 238H153V237H155V238H153V240L154 239H159V236L161 235V240L159 239V241H164L166 244L168 243V245H170L169 247L170 248H173L175 251H176V248H178L177 247V245L179 246V248H178V250L175 252L173 249H171V251H170V248L167 246V250H168V248H169V251H162V252H160V251H158V249H160V248H154V250L152 251L150 248H144L143 249V245H140L141 243L140 242H142V239L140 238H138V237H136V238H138L140 241H136L135 239V235L137 236V234H136V232L137 233H139L138 232ZM152 230V231H151ZM164 230V231H163ZM168 230H170V231H168ZM171 230H174V231H171ZM191 230V231H190ZM206 230V231H205ZM211 230V231H210ZM218 230H221V232L219 231V233H217V231ZM225 230H226V232H225ZM227 230H229V232L227 231ZM232 230V231H231ZM239 230V231H238ZM241 230H243V231H241ZM66 231H68V232H66ZM97 231H99V233L97 232ZM117 231V232H116ZM146 231H148V232H146ZM154 231H155V233H154ZM186 231V232H185ZM207 231H208V233H207ZM223 231H224V233H223ZM233 231H235V232H233ZM238 231V232H237ZM241 231V232H240ZM246 231V232H245ZM18 232H19V234H21L20 236L18 235ZM25 232L26 233H28V235L27 234H25ZM45 232H47V233H45ZM55 232V233H54ZM71 232V233H70ZM81 232L82 233H84L85 234V236L87 235L88 237H89V239L87 238V237H85L84 236V234H81ZM109 232H111V233H109ZM122 232H125V233H123V235L121 236V234H122ZM129 232H131V233H129ZM140 232V233H141ZM151 232V233H150ZM160 232H162L161 234H160ZM163 232H165V233H163ZM167 232V233H166ZM173 233V235H172V233ZM177 232V233H176ZM184 233V235H183V233ZM192 233V234H190V233ZM199 232H200V234H202V233H205L206 234V236H205V234H202V239H199L200 237H197V235L199 234ZM211 232V233H210ZM232 232V233H231ZM9 235V234H11L12 236H10L9 235V237L7 236V234ZM13 233L15 234V235H17V237H14V238H18L19 240H16V243H14L15 241H14V238H13V236H15V235H13ZM41 233V234H40ZM44 233V234H43ZM66 233H68L67 235H66ZM106 233H108V235L106 234ZM139 233V234H140ZM158 233V234H157ZM171 233V234H170ZM186 233V234H185ZM187 233H189V235H192V236H189ZM210 233V234H209ZM223 233V235H221ZM226 233H228V234H226ZM230 233L233 235H230ZM234 233V234H233ZM236 233H240V234H238L237 236H235V234ZM23 234H25V237H24V235ZM34 236V235H38V236H32V235ZM43 234V235H42ZM46 234V236H44ZM55 236H54V235ZM78 234V235H77ZM101 234H103L104 236H105V238L107 237V236H112V237H110V239H112L116 244H118L119 242H120V246H119V244H118V246L116 247L117 249L116 250H114V254L113 253H110L111 255L113 254V256H110L109 255V251L110 252H112L113 250V248L111 249V247H112V245H110L109 244V242L111 241L110 239H109V237L105 240V241H108V243H107V245L104 247L105 249H109V251L107 250V254H108V256L106 255V257H105V254H103V252H105L106 250L104 249V248H102V247H99L98 249L96 248H93L92 249V247H90V246H93L94 245V243L95 242H100V243H98V244H100V245H102L103 243H105L104 242V238L101 240V241H96V239H98L99 237L97 236V235H99V236H101ZM107 236H106V235ZM124 234H127V236L126 235H124ZM129 234H132V236H133V234H134V237L132 238V236L131 235H129ZM151 234L153 235V237L151 236ZM170 234V235H169ZM174 234L176 235V237L174 236ZM182 234V236L181 237H179L180 235ZM225 234V235H224ZM6 235V236H5ZM23 235V236H22ZM77 235V236H76ZM92 235V236H91ZM95 235V236H94ZM156 235V236H155ZM158 235V236H157ZM187 236V238H186V236ZM193 235H194V238H195V235H196V238H198V240L195 238V240H194V238H193ZM204 235V236H203ZM209 235H210V237H209ZM226 235H227V237H226ZM229 235V236H228ZM259 235L261 236V237H263V238H260L259 237ZM30 236L31 237H33L32 239L30 238ZM49 236V237H48ZM52 236H53V238L54 239H51L52 238ZM84 237V239H83V237ZM120 236H121V238H120ZM123 236H124V240L126 239V238H130L129 240H131L130 242H133L132 244L130 243V245H129V240L128 239H126L125 241H127V243L125 244L123 241L124 240H122V238H123ZM125 236H126V238H125ZM129 236V237H128ZM165 236H166V238H165ZM213 236V237H212ZM222 236H223V238H222ZM7 239V238H12L13 239V241L12 240H10V239H8L9 241H12V242H9L8 243V240H6L5 238ZM22 237V238H21ZM37 237H39V238H37ZM42 237V238H41ZM75 237H78V238H76L75 239ZM82 237V238H81ZM97 237V238H96ZM101 237H103V236H101ZM115 237H116V239H115ZM189 237V238H188ZM191 237L193 238L192 240H191ZM206 237V238H205ZM209 237V238H208ZM256 237L257 238H260L259 239V241H258V239H256ZM35 238H36V240H35ZM42 240H41V239ZM46 238V239H45ZM49 238V239H48ZM61 239V240H57V239ZM79 238H81V239H83V242H81L80 244L77 242L78 240H79ZM87 238V239H86ZM120 238V239H119ZM135 238V239H134ZM163 238V239H162ZM172 238V239H171ZM176 238V239H175ZM181 238H183V241H184V239L186 238V239H188L189 240V242H187L186 243V241L187 240H185L184 242H182V240H181ZM208 238V239H207ZM229 238V239H228ZM230 238H232V240L230 239ZM2 238H0V240H1ZM2 239V240H3ZM24 239V241H22ZM26 239V240H25ZM31 239V240H30ZM35 240V242H34V240ZM37 239H39V240H41V241H37ZM45 239V240H44ZM48 239V241H46ZM71 239V240H70ZM73 239H75V244L76 245H74V246H78V249H80L79 247L81 246V249L80 250H78L77 252H79V251H81V250H83V249H85V251H81V253L79 252V253H77V254H75L76 253V249H77V247H75L74 248V246H73V244H74V241H73ZM166 239V240H165ZM168 239V240H167ZM207 239V240H206ZM262 239V243H261V240ZM21 240V241H20ZM54 240H57L56 242L58 243V245H56V247L53 245V243L55 244V241ZM89 240L90 241H93V242H89ZM95 240V241H94ZM99 240V239H98ZM122 242H121V241ZM133 240V241H132ZM137 242V243H135V241ZM173 240H176V242L178 243V244H175V241H173ZM191 240V241H190ZM209 240V241H208ZM231 240V241H230ZM238 240V239H237ZM25 241H27V242H25ZM32 241V242H31ZM37 241V242H36ZM65 242V243H63L64 245L66 244V246H64V245H62L61 243L62 242ZM73 242V244H71L72 242ZM82 241V240H81ZM87 241V242H86ZM116 241H118V243L116 242ZM167 241V242H166ZM170 241H172V242H170ZM228 243H227V242ZM18 242L20 243L19 245L21 246L20 248H22L23 247V249L25 250V248H24V246L27 248V246H28V248L26 249V252H23V254H22V249L20 250L19 249V247H14V246H19L18 245ZM24 242H25V244L27 245H24L23 246V244H24ZM31 244H30V243ZM41 242H43V243H41ZM50 242V243H49ZM60 242V243H59ZM67 242H69V245H68V243ZM80 242V241H79ZM169 242H170V244H169ZM181 242V243H180ZM191 242V243H190ZM194 244H193V243ZM11 243V244H10ZM33 243V244H32ZM37 245H36V244ZM40 243H41V246H40ZM52 243V244H51ZM123 243V244H122ZM171 243H172V246L173 247H171ZM174 243V244H173ZM185 243V244H184ZM7 244H8V247H7ZM48 244H50V245H52V248L50 249L49 247H51L50 245H48ZM85 245L84 246V248H82L83 246L82 245ZM106 244V243H105ZM137 244H139L138 246H137ZM181 244V245H180ZM187 244H189V246L188 247H190L189 248V250H188V247H186L185 248V246H187ZM194 246V247H192V245ZM252 243H251V245H253ZM13 245V246H12ZM35 245V247H33ZM38 245L41 247V249L38 247ZM62 247H60V246ZM89 245V247H87ZM130 247H129V246ZM260 245L262 246L261 248H260ZM5 246V247H4ZM14 247L15 249H17V250H15L14 248H12V247ZM30 246V247H29ZM46 247V248H43V247ZM65 248H64V247ZM72 246V247H71ZM123 246V247H122ZM125 246V247H124ZM126 246H127V248L129 247V248H131V246H132V249H129L131 252L130 253H132V251H133V255H132V257L130 256L131 254L130 253H128L129 252V250L126 248ZM135 248H134V247ZM141 246V247H140ZM176 246V247H175ZM257 246L259 247V248H257ZM10 247L12 248V250L10 249ZM53 247H55L54 248V250H53ZM59 247V248H58ZM66 247H71L69 250L67 249V252L68 253H64V251L66 250ZM180 247H182V250H180ZM184 247V248H183ZM1 248H0V253H1ZM36 248H38V250L36 249ZM49 248V249H48ZM73 248H74V250H73ZM90 248H91V250H90ZM119 248H120V250H119ZM123 248V249H122ZM136 248H138V249H136ZM140 248V249H139ZM166 248V247H165ZM210 250H209V249ZM251 248H253L254 249V247L253 246H251ZM33 249V250H32ZM42 249L44 250V252H46L47 251V249H48V251L49 250H53V252H49L48 253V256H46L47 255V253H43V251H42ZM65 249V250H64ZM86 249H88V251H90V252H88ZM148 249V250H147ZM149 249H150V251H152V252H150L149 251ZM153 249V248H152ZM159 252H157L158 254H156V250ZM162 249V248H161ZM184 249H185V251H188V252H186L185 253V251H184ZM23 250V251H24ZM29 250L31 251H33V258L32 257H30V259H28V257H29V255L31 256L32 254H31V252H29ZM35 250V251H34ZM55 250H56V253H55ZM59 250V251H58ZM93 250V251H92ZM98 250V251H97ZM112 250V251H111ZM118 250H119V252H118ZM122 250V251H121ZM128 250V251H127ZM139 252H141V253H137L138 251ZM142 250V251H141ZM145 250V251H144ZM262 250V249H261ZM28 251V252H27ZM47 251V252H48ZM58 251V252H57ZM70 251H74L73 252V255L71 256V253H70ZM87 251V252H86ZM94 251H96V254H95V252ZM99 251H100V253H99ZM103 251V252H102ZM123 251L125 252L126 251V253H128L127 254V259H128V256H130L129 257V261L127 260V259H123V258H126V257H123L122 258V256L123 255H125L126 256V253H123ZM136 251V252H135ZM180 251H183L184 252V256L182 257V255H183V252L181 253ZM191 253H190V252ZM217 253H216V252ZM226 252H228L227 250H225ZM6 252H7V254H6ZM18 252V253H17ZM40 252H41V254H40ZM59 252H63V254L62 255H59L60 253ZM84 252V253H83ZM137 253V256L140 254V256H141V258H139L140 256H138V257H136L135 255V253ZM143 252V253H142ZM170 252V253H169ZM171 252H174V254L173 253H171ZM178 252V253H177ZM212 252V253H211ZM220 254H219V253ZM259 252H261V251H259ZM262 252H264L263 250H262ZM37 253V254H36ZM46 256V258H43V257H45V256H42L43 254ZM70 253V254H69ZM91 253V254H90ZM103 255H102V254ZM120 253V258H121V260H120V258L118 257V254ZM123 255H122V254ZM163 253H164V255L166 254V256H164V260H167V261H169V263L166 261H164L163 260ZM172 254L173 256H175L174 258H173V256H171V255H169V254ZM211 253V254H210ZM241 253V252H240ZM239 253V255H237L238 257H239V259H238V257H237V259H236V261H237V263H240L241 262V260H242V262H243V264L244 263H246V261H248V258L250 259V257H245V256H243L242 254L243 253H241L240 254ZM21 254V255H20ZM40 255V257L42 256V258L43 259H41V258H39L38 259V257H34V255ZM53 254H57L56 256H57V258H56V256L55 255H53ZM81 256V254H82V256L80 257V259H79V255ZM84 254H85V257H84ZM90 254V255H89ZM98 254V255H97ZM100 254V255H99ZM155 254V255H154ZM161 256H160V255ZM179 254H182V255H179ZM189 254H192V257H190L191 255H189ZM216 254V255H215ZM2 255V256H1ZM35 255V256H36ZM53 255V256H52ZM64 255V256H63ZM88 255H89V258H88ZM92 255V256H91ZM94 255V256H93ZM116 255H117V258H115L116 257ZM154 255V256H153ZM158 255V256H157ZM168 255V256H167ZM178 255H179V257H178ZM188 255V256H187ZM213 257V259H214V261H213V259H212V257ZM217 255H218V257H217ZM223 255H225L224 257H222ZM240 255H241V257H240ZM24 256H26L25 258H23ZM103 256V257H102ZM133 256H135V257H133ZM155 256H157V258L155 257ZM170 256V257H169ZM187 256V257H186ZM217 258H216V257ZM243 256V257H242ZM251 256V255H250ZM261 257L262 256H264V254L262 253L261 255H260ZM48 257V258H47ZM63 259H62V258ZM84 257V258H83ZM90 257H92V258H90ZM109 257V258H108ZM115 259L114 261H112L113 259ZM142 257L144 258L143 259V261H142ZM162 257V258H161ZM173 259H172V258ZM182 257V258H181ZM184 257H185V259H184ZM194 257H196L195 258V260L197 261V260H200L201 262H199L198 261V263H195L196 261L194 260ZM199 257V259H197ZM203 257H205L204 259H203ZM211 259H210V258ZM216 258V261H215V258ZM245 257V258H244ZM27 258V259H26ZM59 258V259H58ZM65 258H68V261H66L67 259H65ZM71 258V259H70ZM82 258V259H81ZM100 258V263H98L99 262V260L98 259ZM104 258H106V259H104ZM156 258V259H155ZM169 258V259H168ZM179 260V262H177V263H175L174 261L176 260L177 261V259ZM181 258V259H180ZM190 258V259H189ZM192 258V259H191ZM209 258V259H208ZM247 258V259H246ZM31 259H32V261H31ZM56 259V260H55ZM92 259H94L93 261H92ZM108 259H110V260H108ZM132 259H134L133 261H132ZM140 261H139V260ZM186 260V261H183V260ZM208 259V260H207ZM218 259H220V260H218ZM241 259V260H240ZM246 261H245V260ZM260 259H262V261H263V263H264V257H262V258H260ZM25 260H28V261H26L25 262ZM105 260H107V261H105ZM125 260H127L128 262L127 263H125ZM189 260H191V262L189 261ZM192 260H194V263H193V261ZM204 260V261H203ZM206 260H207V262H206ZM36 261V262H35ZM37 261L39 262L40 261V263H37ZM44 261V262H43ZM70 261V262H69ZM96 261V262H95ZM103 263H102V262ZM120 262V263H118V262ZM122 261V262H121ZM132 261V262H131ZM139 261V262H138ZM148 261V260H147ZM150 261V262H151ZM152 261V262H153ZM189 261V262H188ZM203 261V262H202ZM218 261V262H217ZM236 261H235V263H236ZM245 261V262H244ZM43 262V263H42ZM93 262V263H92ZM139 263V264H142V263ZM159 262L158 263H156V264H159ZM163 262V263H162ZM143 263V264H144ZM182 263V264H183ZM234 263V264H235ZM151 264H154V263H151ZM246 264H249V262L248 263H246Z\"/></svg>", "mask_w": 264, "mask_h": 264}, {"label": "bare ground", "instance_id": "bare-ground-1", "mask_svg": "<svg viewBox=\"0 0 264 264\" xmlns=\"http://www.w3.org/2000/svg\"><path fill=\"white\" fill-rule=\"evenodd\" d=\"M176 20H179V21H176ZM186 20H188V21H190L191 23H198V24H203V25H206V27H205V29H200V31H198V32H194L195 30L194 29H192L191 27H189L190 29H186V27L188 26V25H186ZM191 23H189L190 25H191ZM187 24H188V22H187ZM193 27V26H192ZM159 28H164V30H163V32H160L159 34H156L155 32L159 29ZM195 28V27H194ZM261 30H264V0H0V63L1 62H7L8 60L9 61H11L12 63H9L8 65H10L11 66V64L13 65V67H18L17 68V71L18 70H21V74H22V72H23V69H25L24 68V66H26V65H31V63L33 64V67H31V66H27V68H29V69H27V70H25L24 71V79H23V85H27L28 84V87H29V85H30V88L32 87H34L35 86V83H36V79H37V77L39 76V74H38V76L36 75V72H41V73H45L43 76L44 77H42L41 79H42V81H41V83L42 82H53V84H54V82H56V84H63L62 86H65L66 85V83L67 84H69L70 82H71V80L73 79V80H76L77 79V77L79 76V74H80V76H81V74H84V72H86L85 70H86V68H90V66H92L91 64L89 65L88 63L86 64L87 65V67H85V66H82L81 65V63L80 62H77V63H75V62H73V61H78V59H82V60H86V61H88L89 62V60H93V59H107V60H110V61H112L115 65H117V67H123L125 70V72L126 73H132L133 75H134V79L137 81V82H144L143 83V85L145 84V83H152L154 86H158V88L159 87H166L167 86V84H168V81H170V80H172V82L174 83L173 85L175 86V87H178V89H181L182 91H186L187 89H185V86L187 87H189V88H191L192 90H193V88H196V89H199V91L200 90H203L202 92H205V94L207 93V95L208 96H210V97H212L215 101H222V102H225V104H226V101H224V100H228L230 97H235L236 98V96L237 95H241V92H242V90L244 89V87L245 88H249V89H254L258 94L260 93L262 96H260V97H263V98H261V101H262V103L261 102H259V103H261L262 104V106H263V100H264V72H262V71H259V70H254V69H251L250 68V66L248 67L247 66V61H250V58H249V60L247 59V61L245 62V58H244V60L241 58V56H240V59H242V60H240V61H237V60H235L237 57L236 56H232V55H234L233 53H235V50L232 48V47H234V46H232V47H230L231 46V44L233 43V42H236L237 41V43H238V40H241L242 39V37H247V38H249V39H251L250 37H251V35H253V34H255V33H259V31H261ZM264 32V31H263ZM253 33V34H252ZM262 33V32H261ZM260 33V34H261ZM259 34V35H260ZM128 38V40H129V38H132V39H134V41H126V39ZM258 38V37H257ZM246 39V38H245ZM253 39H255V38H253ZM258 40H259V38H258ZM263 40V41H262ZM243 42H244V40H242ZM256 41V40H255ZM255 41H248V42H246V43H252V44H250V45H253V42H255ZM261 41L264 43V39H261ZM261 41H260V43H261ZM246 43H243V44H246ZM258 43V41L256 42V44ZM262 43V44H263ZM255 44V43H254ZM250 45H249V47H250ZM118 46V47H117ZM240 46V45H239ZM248 46V45H247ZM263 46H264V44H263ZM236 47V46H235ZM257 47V46H256ZM241 48H242V45H241ZM247 48V47H246ZM254 49V48H253ZM249 50H251L252 51V49L250 48V49H248L247 48V50L245 51L244 49H242V53H249L248 51ZM255 50V49H254ZM244 51V52H243ZM236 52H237V50H236ZM138 53V54H137ZM144 53H150V55H155V54H157V55H160V56H164V55H168V56H166L167 57V59H162L161 58V60H145V59H140V60H137V61H135V58H137V59H139V58H142L144 55H146V54H144ZM151 53H154V54H151ZM169 53H179V54H176V55H172V54H169ZM216 53H222L223 55H222V61H225V62H223L225 65H223L221 62L220 63H218V64H216V65H212L210 62H212V61H210V62H208L207 61V63H210L211 64V66H213V67H206V66H203V65H200V64H198L197 62L195 63L193 60L191 61V59H194L193 57H196L197 55H199L200 57L201 56H203V55H205V54H214L215 56L217 55ZM241 54V53H240ZM249 54H251V52L249 53ZM253 54H255V53H253ZM148 56H149V54H147ZM146 55V56H147ZM252 55V54H251ZM256 55V54H255ZM156 56V55H155ZM199 56H197V57H199ZM206 56V55H205ZM246 56V55H245ZM250 56V55H249ZM252 56H254V55H252ZM128 58L129 60H124V58ZM157 57V56H156ZM165 57V58H166ZM196 57V58H197ZM200 57H199V60H200ZM234 57H236V58H234ZM143 58H145V57H143ZM215 57H212V60L214 59ZM219 58H221L220 56H219ZM146 59H148V57L146 58ZM153 59V58H152ZM155 59V58H154ZM158 59V58H157ZM201 59H202V57H201ZM253 60H254V58H252ZM251 59V60H252ZM7 60V61H6ZM13 60V61H12ZM204 60V59H203ZM206 60H208L207 58H206ZM219 60V59H218ZM252 60V61H253ZM63 61H67L68 63H64L65 65L64 66H62V64H61V62H63ZM220 61V60H219ZM69 62H71V63H69ZM203 62H206V61H203ZM216 62V61H215ZM256 62V61H255ZM4 63V64H5ZM79 63H80V65H79ZM201 63V62H200ZM213 63H214V61H213ZM59 64L61 65L60 67H59ZM67 64V65H66ZM204 64V63H203ZM210 64H209V66H210ZM215 64V63H214ZM253 64H255L254 62H253ZM257 64V63H256ZM5 65H7V64H5ZM5 65L4 66H1V68L2 67H4L5 68ZM80 67H79V66ZM98 65V64H97ZM105 65V62H104V64L103 65H99V66H101V68L102 67H105L104 66ZM107 65V64H106ZM201 67H200V66ZM9 66V67H10ZM23 66V67H22ZM81 66H82V68H81ZM99 66H97V67H95V69H97ZM258 66V65H257ZM44 67H46L47 69H52V72H50L49 71V74H48V71H47V69L46 70H44L43 68ZM94 67H92V68H94ZM197 67H200V68H203L204 69V73H206V71H208L210 74L209 75H211V76H204V75H202V76H199L197 73H198V68ZM255 67V66H254ZM2 68V70H3V72H2V70H0L2 73H4L7 69H9V68ZM16 68H15V72H16ZM31 68H32V70H31ZM33 68H35V69H33ZM100 67L98 68L99 70L101 69ZM106 68V67H105ZM104 68V69H105ZM12 70H13V68H11ZM95 69H93V72H94V70ZM104 69H102V71H106V70H104ZM122 69V68H121ZM10 70V69H9ZM35 70H36V72H35ZM89 70L90 69H88V72H89ZM206 70V71H205ZM11 71V70H10ZM66 71H70V74H71V76L70 75H68L67 73H69V72H66ZM71 71H73V72H77V73H79V74H77L76 73V75H77V77H76V75H75V73H71ZM98 71V70H97ZM101 71V70H100ZM203 71V70H202ZM11 72H13V71H11ZM14 72V73H15ZM55 72H57V73H62V74H67L68 75V77L66 76V74L64 75V77L66 76L67 77V79H64V80H66L65 81V83L63 82V80L58 76V75H56V73ZM88 72H87V74H84V75H88ZM93 72H92V76H93ZM6 73V72H5ZM17 73L18 72H16L15 73V75L12 73V77H13V75H14V77L13 78H15V77H17ZM90 73H91V71H90ZM128 73V74H129ZM214 73H216V74H218V76H215L214 75ZM8 74H10L9 73V71H8ZM7 74V75H8ZM20 74V73H19ZM95 74V73H94ZM97 74V73H96ZM1 76H4L3 77V79L6 77V74L4 75H2V74H0ZM9 76V77H8ZM7 77H8V79L10 78V76H11V74L10 75H8ZM20 76V75H19ZM40 76H41V74H40ZM199 76V77H198ZM6 77V78H7ZM11 77V78H12ZM63 77V78H64ZM87 77H89V76H87ZM94 77H95V75H94ZM2 78V77H1ZM1 78H0V80H1ZM92 78V77H91ZM90 78V79H91ZM15 79H18V78H15ZM39 79V78H38ZM86 79V78H85ZM20 80V79H19ZM22 80V79H21ZM94 80V79H93ZM2 81V80H1ZM4 81H6V82H8V80L6 79H4ZM10 81V80H9ZM40 81H39V83H40ZM77 81V80H76ZM75 81V82H76ZM79 81V80H78ZM5 82V83H6ZM22 83V82H21ZM38 83V82H37ZM36 83V84H37ZM39 83H38V85H39ZM170 83H171V81H170ZM49 84V83H48ZM55 84V85H56ZM79 83H76V85H78ZM82 84V83H81ZM85 84V83H84ZM22 84H21V86H23ZM44 85V84H43ZM47 85V84H46ZM45 85V86H46ZM50 85L52 86V84H49V88L48 89H50ZM71 85V83L69 84V86ZM75 85V84H74ZM136 85V84H135ZM133 86V87H137L138 88V85H139V87H142L140 84H138V85H136V86ZM146 86H147V84H145ZM164 85V86H163ZM166 85V86H165ZM5 86V85H4ZM41 86V85H40ZM67 86V85H66ZM68 86V87H69ZM86 86V85H85ZM7 87V86H6ZM37 87V86H36ZM53 87H54V85H53ZM143 87H145V86H143ZM180 87H184V89L183 88H180ZM31 88V89H32ZM39 88V87H38ZM82 89L84 88V86L83 87H81ZM146 88V87H145ZM4 89H6L5 87H4ZM40 89V88H39ZM37 89V91H39V92H44V91H46V90H44V91H40V90H42V89ZM43 89H45L44 88V86H43ZM52 89V88H51ZM50 89V90H51ZM61 89H62V92H63V89L64 88H62L61 87ZM66 89V88H65ZM70 89V88H69ZM82 89H81V92H82ZM144 89V88H143ZM147 90H148V87L146 88ZM156 89V88H155ZM161 89V88H160ZM169 89H171V87L169 88ZM196 89L194 90V91H196ZM68 90V89H67ZM73 90V89H72ZM83 90H85V88L83 89ZM150 90V89H149ZM151 90H153V89H151ZM191 90V91H192ZM2 91V90H1ZM33 91H34V93L36 92V90H34L33 89ZM65 91V90H64ZM77 91V90H76ZM76 91H74V92H76ZM160 91V90H159ZM179 91V90H178ZM189 90H187V92H188ZM3 92V91H2ZM50 91H47V94L49 93ZM60 92V91H59ZM72 92V91H71ZM80 92V91H79ZM84 92V91H83ZM177 92V91H176ZM244 92V91H243ZM245 92H247L246 94H248V91L247 90H245ZM251 92H253V93H255L253 90L251 91ZM34 93H32L33 95H35ZM51 93H52V91H51ZM55 93H57V92H55ZM64 93H66V92H64ZM63 93V94H64ZM85 93H86V90H85ZM92 93V92H91ZM178 93V92H177ZM177 93H176V95H177ZM191 93H193V92H191ZM250 93V92H249ZM253 93L251 94L252 95V97H253ZM257 93H255V94H257ZM29 94H31V93H29ZM37 94V93H36ZM39 94V93H38ZM37 94V95H38ZM59 94V93H58ZM75 94V93H74ZM77 94V93H76ZM81 94V93H80ZM86 94H88V92L86 93ZM89 94H90V92H89ZM89 94L88 95H86L87 97L89 96ZM179 94H181V92H179ZM189 94V93H188ZM244 94V93H243ZM254 94V95H255ZM37 95H35V96H37ZM44 95V94H43ZM43 95H41V96H39V97H35L34 98V96H29V97H33L34 98V100L32 101V103L34 102V105L35 106H40V108L41 107H44V106H47L48 107V105H51L52 104V101H49L48 99H44V98H46V94H45V97L43 96ZM181 95H183L184 96V94H181ZM192 96H193V94H191ZM198 95V94H197ZM13 96H14V94H13ZM50 96V95H49ZM52 96V95H51ZM57 96H59V95H57ZM84 96V95H83ZM179 96V95H178ZM185 96H187L186 94H185ZM190 96V95H189ZM245 98H247V96H245V95H243ZM241 97V98H243L244 99V97ZM249 96V95H248ZM16 97V96H15ZM180 97V96H179ZM196 97V96H195ZM204 97H205V95H204ZM239 97V96H238ZM255 97H256V99L255 100H257L258 99V101H260L259 100V98L255 95ZM10 98H12V97H10ZM17 98V97H16ZM86 98V97H85ZM200 98V97H199ZM208 98V97H207ZM12 99H14V98H12ZM12 99H10V100H12ZM20 99V98H19ZM19 99H17L18 101H19ZM28 99H30V101L29 100H25V101H29L28 103L30 104V102H31V98H28ZM84 99V98H83ZM201 99H203V98H201ZM231 99H233V98H231ZM240 99V98H239ZM242 99V100H243ZM16 100V99H15ZM50 100H52V99H50ZM212 100V99H211ZM235 100V99H234ZM245 100H247V101H249V99L247 98V99H245ZM244 100V101H245ZM14 101V100H13ZM203 101V100H202ZM201 100H200V102L201 103H204V102H202ZM210 101V100H209ZM229 101H230V99H229ZM243 101V102H244ZM11 102V101H10ZM84 102V101H83ZM82 102V103H83ZM179 102V101H178ZM213 103H214V101H212ZM234 102V101H233ZM232 102V103H233ZM246 102V101H245ZM253 102V101H252ZM257 102V101H256ZM6 103V102H5ZM8 103V102H7ZM7 103H6V105H7ZM13 103V102H12ZM21 103V102H20ZM16 104V102H15V104H16V106L18 105L19 107H21V105L22 104ZM27 103V104H28ZM32 103H31V105H32ZM36 103V104H35ZM66 103V102H65ZM64 103V104H65ZM80 104V107H82L81 105H83V104ZM138 103V102H137ZM141 103V102H140ZM144 103H146V102H144ZM205 103H207V102H205ZM205 103H204V105L202 104V106H206L207 107V104L205 105ZM213 103H209L210 105L209 106H212L213 105ZM221 103V102H220ZM239 102H237V104H238ZM259 103H256L255 105H257V104H259ZM4 104V103H3ZM23 104H25V103H23ZM143 104V103H142ZM149 104V103H148ZM148 104L146 103V105L148 106ZM217 104V103H216ZM227 104H228V108L231 106V104H230V106H229V103L227 102ZM241 105H244L243 103H240ZM5 105V104H4ZM5 105V106H6ZM8 105H10V104H8ZM62 105H63V103H62ZM151 105V104H150ZM166 105H168V104H166ZM172 105V104H171ZM220 105V104H219ZM241 105H239L240 107H242ZM246 105H249L248 103L246 104ZM253 106H254V104H252ZM260 105V104H259ZM12 106V105H11ZM16 106L14 105V108H16ZM17 106V108L19 109V110H17V112H19L20 111V114L22 115V112H26L24 109H22L23 107H21V108H19ZM25 106V105H24ZM135 106H136V103H135ZM145 106V105H144ZM156 106H158V105H156ZM155 105H153V107H156ZM173 106V105H172ZM200 106H201V104H200ZM199 106V107H200ZM221 106L223 107V105L221 104ZM227 106V105H226ZM233 106V105H232ZM239 106H237L238 108H239ZM245 106V105H244ZM250 106H251V104H250ZM261 106V105H260ZM261 106V107H262ZM9 106H7V108H8ZM13 107V106H12ZM12 107H10V108H12ZM134 107V106H133ZM139 107V109L138 110H140L141 108L140 107H142V106H139V103L137 104V108ZM146 107V106H145ZM151 107V106H150ZM153 107H151V110L153 111ZM169 107V106H168ZM198 107V108H199ZM204 107H202V108H204ZM213 107H215V106H212V107H209V108H213ZM218 107V106H217ZM217 107H215V111L217 110L216 108ZM220 107V106H219ZM222 107H220V108H222ZM235 107V106H234ZM245 107H247V106H245ZM0 108L2 109L3 107H1L0 106ZM32 108H33V106H32ZM83 108V107H82ZM159 108H160V106H159ZM159 108H156L157 110H159ZM166 108H167V106H166ZM209 108H204V109H208L209 110ZM220 108H219V110H220ZM237 108V109H238ZM244 108V107H243ZM242 108V109H243ZM249 108H251V109H253L254 110V107L252 108V107H249ZM4 109V108H3ZM5 109H6V107H5ZM13 109V108H12ZM34 109V108H33ZM49 109H51L50 107H49ZM48 109V110H49ZM142 109H145V108H142ZM142 109H141V114L140 115H143V114H145L144 112H142ZM150 109V108H149ZM163 109V108H162ZM164 109H165V107H164ZM232 109V108H231ZM241 109V108H240ZM241 109V110H242ZM14 110V109H13ZM13 110H11V111H13ZM30 109H28V111H29ZM47 110V111H48ZM52 110V109H51ZM77 110V109H76ZM136 109H134V111H135ZM146 110H148V107L146 108ZM154 110H155V108H154ZM168 110H170V108H168ZM168 110L166 109V111L167 112H165V113H168ZM171 110H173V108L171 109ZM198 110V109H197ZM200 110H201V108H200ZM203 110V109H202ZM225 111H226V109H224ZM224 110L221 112V113H219L220 111H216V112H218L219 114H222L223 112H224ZM234 110V109H233ZM247 109H245V111H246ZM250 110V109H249ZM248 110V112H247V114L250 112ZM252 110V111H253ZM258 110V109H257ZM2 111H4V110H2ZM8 111H10V110H8ZM7 111V112H8ZM36 111V110H35ZM78 111V110H77ZM134 111H133V113H134ZM210 112H211V110H209ZM214 111V110H213ZM228 111V110H227ZM237 111V110H236ZM16 112V111H15ZM16 112V113H17ZM55 112V111H54ZM82 112V111H81ZM138 112V111H137ZM148 112H150V110L149 111H147V113ZM158 113H159V111H157ZM160 112H161V108H160ZM200 111H198V113H199ZM234 112V111H233ZM243 112V111H242ZM241 112V113H242ZM3 113V112H2ZM1 113V114H2ZM5 114H6V112H4ZM11 113V112H10ZM15 113V114H16ZM36 113H38V112H36ZM36 113H33L32 111H31V114H36ZM46 113H49L50 114V111L49 112H46ZM79 113V112H78ZM139 113V112H138ZM143 113V114H142ZM153 113H154V111H153ZM173 113V112H172ZM217 113V114H218ZM227 113V112H226ZM245 114H246V112H244ZM260 113H264V112H261V110H260ZM5 114L4 115H2V116H4V117H6L5 116ZM27 114V112L26 113H23V116L24 117H19L20 115H18V116H15L14 114L12 115V116H14V118L12 119V117H8V118H6L7 120L9 119V118H11L12 120H14V121H16V122H18L19 120H23V122L24 123H27L26 122V115ZM30 114V113H29ZM28 114V115H29ZM29 115L30 117L32 116V115ZM49 114H48V118H46L45 117V115H44V117L47 119V121L50 119L51 120V118H49V117H51V115L49 116ZM74 114H76V112L74 113ZM74 114H71V116H73ZM136 114V113H135ZM135 114H134V116H135ZM157 114V113H156ZM162 114V116H163V114H164V112H162L161 113ZM160 114V115H161ZM169 114V116L171 115V111H170V113H168ZM174 114V113H173ZM187 114V113H186ZM252 113H250L249 115H251ZM7 115V114H6ZM11 115V114H10ZM10 115H8V116H10ZM26 115V116H25ZM37 115V114H36ZM137 115V114H136ZM139 115V114H138ZM176 115H177V113H176ZM199 115V114H198ZM216 115V114H215ZM227 114H225V115H222L223 117H222V120L223 119H227V116H226ZM230 115V114H229ZM228 115V116H229ZM233 115V114H232ZM239 115V114H238ZM248 115V116H249ZM35 116V115H34ZM33 116V117H34ZM38 116H41L40 115V113L38 114ZM38 116H36V117H38ZM46 116H47V114H46ZM54 116L56 117V115H54V113H53V118H54ZM131 116H133V115H131ZM165 116V115H164ZM166 116H167V114H166ZM171 116H173L174 117V115H171ZM216 116H218V118H219V115H216ZM221 116V115H220ZM224 116H226V118H224ZM241 116V115H240ZM243 116H244V114H243ZM242 116V117H243ZM246 116V115H245ZM28 117V116H27ZM29 117V118H30ZM36 117H34L35 119H37ZM42 117V116H41ZM177 117V116H176ZM234 117V116H233ZM2 118V117H1ZM32 118V117H31ZM40 118V117H39ZM52 118V119H53ZM73 118V117H72ZM136 118V117H135ZM141 118H144V117H141L140 116V119ZM165 118V117H164ZM171 118V117H170ZM178 118H180V117H178ZM230 119L232 118L231 116L229 117ZM235 118V117H234ZM233 118V119H234ZM238 118V117H237ZM249 118V117H248ZM247 118V121L248 120H250V119H248ZM251 118H253L252 116H251ZM261 118V117H260ZM5 118H2L0 121H3ZM9 120L10 122H14V121H12V120ZM33 119V118H32ZM44 119V118H43ZM46 119H44L43 121H42V118L40 119V121H38L39 123H41V122H44V121H46ZM56 119V118H55ZM55 119H54V121L53 120H51L52 122H54V124H56L55 123ZM163 119V118H162ZM181 120H182V118H180ZM262 119H264V118H262ZM25 120V121H24ZM50 120L48 121V122H50ZM66 120V119H65ZM69 120V119H68ZM71 120V119H70ZM76 120V119H75ZM166 120H168V119H166ZM172 120H174V119H172ZM179 120V119H178ZM180 120V121H181ZM200 120H201V118H200ZM218 120V119H217ZM219 120H221V119H219ZM239 120V119H238ZM243 120V119H242ZM252 120V119H251ZM257 120V119H256ZM6 120H4V122H5ZM8 121V122H9ZM28 121H29V119H28ZM34 121V120H33ZM135 121V120H134ZM134 121H132L133 123H134ZM139 121H141V120H139ZM138 121V122H139ZM165 121V120H164ZM169 121H170V119H169ZM202 121V120H201ZM230 121V120H229ZM237 121V120H236ZM263 121V120H262ZM261 121V122H262ZM4 122H2V124H5ZM56 122H57V120H56ZM143 123L144 122H146V120L145 121H142ZM141 122V123H142ZM166 122V121H165ZM174 123H175V121H173ZM172 122V123H173ZM181 122H183V121H181ZM181 122H180V124H179V126L181 125ZM198 122H199V119H198ZM215 122H216V119H215ZM232 122V123H231ZM239 122V121H238ZM250 122V121H249ZM1 123V122H0ZM15 123V122H14ZM14 123L11 125V127L13 126L14 127ZM24 123H23V125H24ZM28 123H30V122H28ZM34 123H36V121L35 122H33V124ZM58 123V122H57ZM70 123H72L71 121H70ZM128 123H130L131 125H133V128H134V124L133 123H131V122H128ZM136 123V122H135ZM142 123V124H143ZM166 123H168V122H166ZM230 123L233 125V121L231 120L230 121ZM0 125V126H2L3 128V130H5V128L7 127L6 125L7 124H9V123H7V124H5V128H4V125ZM15 124H17V123H15ZM20 124V122H18V125ZM21 124H22V122H21ZM33 124H31L30 123V125L32 126ZM45 125H47V123H44ZM51 124V123H50ZM49 124V125H50ZM130 124H128V125H130ZM141 124V125H142ZM147 124V123H146ZM171 124V123H170ZM216 124H218L219 125V123H216ZM223 124V123H222ZM222 124H220L221 126H222ZM235 124V123H234ZM239 124V123H238ZM238 124H236V127H237V125ZM240 124H242V123H240ZM260 124V123H259ZM18 125L16 126V127H18ZM30 125L29 126H26V128H24L25 130L23 131L24 133H25V131L27 132L28 130H27V127H30ZM40 126H41V124H39ZM82 125V124H81ZM138 125L140 126V123H138ZM144 125V124H143ZM175 125V124H174ZM202 125V124H201ZM9 126V125H8ZM22 126V125H21ZM38 126V125H37ZM39 126V127H40ZM79 126V125H78ZM78 126H76V127H78ZM87 126V125H86ZM90 126H91V128H90ZM139 126H138V128H139ZM148 126V125H147ZM168 126V125H167ZM170 126H172V125H170ZM179 126H178V128H179ZM234 126V125H233ZM246 126H248V125H246ZM250 126V125H249ZM15 127V128H16ZM33 127H34V125H33ZM32 127V129L31 130H33L34 128ZM83 127H85V125H83ZM83 127H81L80 126V128H81V130H82V128ZM92 125H89V127L87 126V128H88V130L89 129H92ZM130 126H128V128H129ZM141 128L143 127V126H140ZM145 127V126H144ZM143 127V128H144ZM150 127V126H149ZM148 127V128H149ZM177 127V126H176ZM202 127V126H201ZM238 127H240L239 125H238ZM237 127V128H238ZM245 127V126H244ZM8 128V127H7ZM6 128V129H7ZM19 128H20V126H19ZM37 128V127H36ZM36 128L34 129V130H36ZM51 128V127H50ZM79 128V127H78ZM80 128L78 129V130H80ZM86 128V127H85ZM85 128H83V129H85ZM87 128L85 129V131L87 132ZM95 128V127H94ZM99 128V130L97 129H93V133H94V135H98V133H96V131H100V127H98ZM106 128V130H108V128L113 132H111V131H109L108 130V132L107 133H111V135L112 134H114L115 135V133H118V132H116V130L115 131H113L110 127H105ZM127 128V129H128ZM138 128L136 129V127H135V131L136 130H138ZM147 128V127H146ZM153 128V127H152ZM160 128V127H159ZM158 128V129H159ZM164 128H166V127H164ZM169 128H172V127H169ZM175 128V127H174ZM174 128H173V130H174ZM189 128V127H188ZM219 127L217 126V129H218ZM242 128H243V126H242ZM249 128V127H248ZM10 126H9V131H10ZM18 129V128H17ZM16 129V130H17ZM29 129V128H28ZM29 129V130H30ZM39 129V128H38ZM40 129H42L41 127H40ZM51 129H53V128H51ZM64 129V128H63ZM77 129V128H76ZM76 129L74 128V130H73V133H75L74 131H76ZM103 129V128H102ZM101 129V132L103 131ZM127 129H122V131H123V133L125 134V132H124V130L125 131H127ZM150 129V128H149ZM158 129H154V131L156 130H158ZM162 129H163V127H162ZM191 129V128H190ZM197 128L195 127V130H196ZM247 129V128H246ZM245 129V130H246ZM15 130V129H14ZM21 132H22V127H21ZM19 129L17 130V133L20 131ZM28 131V132H30L31 133V135H32V137L34 138V136H33V134H35V133H33L32 134V131ZM33 130V132H35ZM68 130V129H67ZM66 130V131H67ZM69 130H71V129H69ZM76 131V133L75 134H77V132H80V131ZM96 130V131H95ZM105 129H104V131H106ZM130 130H132V128H130ZM129 130V131H130ZM139 130H140V128H139ZM138 130V131H139ZM142 130V129H141ZM148 130V129H147ZM178 130H180V129H178ZM220 130V129H219ZM0 131H2L1 129H0ZM7 131V130H6ZM6 131H4V133L3 132H1V133H3V135L6 133ZM11 131H13V130H11ZM42 130H36V134L37 135H35V136H37L39 139H41L44 135L47 137L48 135H46L45 134V132L47 131V130H43L44 131V133H43V131L41 132ZM49 131V130H48ZM47 131V132H48ZM56 131H58L57 129L56 130H54V132H56ZM59 131H61L62 132V130H60L59 129ZM72 131V130H71ZM83 131V130H82ZM81 131V133H85V131H83L82 132ZM92 131V130H91ZM103 131V132H104ZM121 131V132H122ZM128 131V132H129ZM135 131H133V133L135 132ZM143 131H145V128H144V130ZM151 131V130H150ZM149 130H148V132L149 133H146V134H149L148 136H150V133H152V132H150ZM153 131V130H152ZM155 131V132H156ZM159 131H161V129L159 130ZM162 131H164V130H162ZM192 131H193V129H192ZM20 132V133H21ZM37 132H40V133H37ZM46 132V133H47ZM52 133V131H49L47 134H49V137H50V134ZM60 132V134H61V137H62V134H63V132L61 133ZM102 132V133H103ZM118 133V135H124V134H122V133ZM132 132V131H131ZM131 132H129V133H131ZM241 132H242V134L244 135V133L246 132V131H242L241 130ZM247 132H248V129H247ZM20 134V136H22L23 137V135H24V138H25V135H30L29 133H25V134ZM67 133H69V135H70V137H74L75 138V136H73V135H71V133L72 132H67ZM67 133H65L66 134V136H67V139H68V141H70V144H72V142H73V140L74 139H72L71 140V138L69 139L68 138V135H67ZM81 133H79L77 136L78 137H81V138H83L82 140L81 139H78V137L76 136V139H77V141H74L75 143H76V145L77 144H80V143H77V142H79V140H81V141H87L86 140V138L88 137V140H89V136H90V138H91V134H93V133H90V130H89V135H87L86 133V135H87V137H85L86 135H84V137H83V134L81 135ZM102 133H99V134H102ZM110 133L107 135V137L108 136H111L110 135ZM136 133H137V131H136ZM139 133V132H138ZM137 133V134H138ZM240 133V132H239ZM238 133V134H239ZM11 134V133H10ZM9 134V135H10ZM53 134V133H52ZM51 134V137L53 136ZM57 134V133H56ZM54 135V136H58V134L57 135ZM104 134H105V136H106V132H104ZM103 134V135H104ZM137 134H136V136H137ZM140 134V133H139ZM143 134V133H142ZM141 134V135H142ZM145 134V135H146ZM158 134V133H157ZM161 134V137H162V132L160 133ZM241 134V133H240ZM241 134V135H242ZM7 135V134H6ZM9 135H7L6 137H8ZM12 136H15V139H16V137H17V135L15 134H11ZM11 135H10V137H11ZM26 136V138L27 137H29V136ZM40 137H39V136ZM114 135H112V136H114ZM128 135V134H127ZM135 135V134H134ZM133 135V136H134ZM140 135V136H141ZM153 136H154V132H153V134H152ZM155 135H156V133H155ZM164 135V134H163ZM18 136H19V134H18ZM45 136L42 138V139H44V141L43 142H41V140H39L37 137H35L34 139H36L37 138V141L39 140L40 142L39 143H37V141L35 142V140L32 138V137H30V139H29V142H31L32 140L31 139H33L34 140V142L35 143H37V144H40L41 143V145H38V146H32V144L30 143V145L31 146H29L28 144H29V142H28V144H26V145H21V147L23 148H21L20 146H18V148H15V144H17V140L19 139L18 137H17V140H15V141H13V139H14V137H11V139H12V141L13 142H15L14 144L11 142H8L7 140H6V138H5V140L9 143V145H11V144H13V145H11V146H14V147H12V148H14V149H16V150H13V152H14V154L12 153V150H8V148H10V146L7 148L6 147V149L9 151V152H11L12 153V157L10 158V160H8V159H5L4 158V160H5V162H7V166H8V168L10 169V173H9V171H8V173L9 174H15V173H17V171H19L20 173H21V176H24L25 178H28L29 177V180H32V182L33 181H35V180H33V179H30V177H33V176H37L38 175V173H36V170H37V167H36V165L38 166V164L40 165L42 162H44V161H48V163L47 164H49V162L51 161H54V164H55V161H59V160H61L60 161V163H57L56 162V164L58 165L59 164V166H60V164H62V166H64V163L62 162V161H68V160H71V162H69V164L70 165H72V161L73 160H75L76 158H77V156H76V154H82L83 153V155H85V151H86V149L85 150H83L81 147H84L83 145L85 144L84 142L82 143L81 141V143L83 144V145H79V146H81V147H78V145L77 146H73V147H76V148H73V147H69V149L67 150V148L66 147H68L69 145V143H68V141H67V139L65 140V138H66V136L64 135V137L65 138H61V139H63V143L61 144V146H63V147H61V146H59L60 144H56V142L57 141H55L54 142V144L53 143H51L50 142V139L47 137V139H49V140H47V142H50L51 143V145H48V148H47V153L45 152L46 150V147H47V144H46V146L44 145L45 143L44 142H46L45 141ZM52 137V141L55 139L56 140V137ZM140 136H138V138H140ZM147 136V137H148ZM158 136V135H157ZM160 136V135H159ZM158 136V137H159ZM240 136V135H239ZM245 136V135H244ZM243 136V137H244ZM2 137V136H1ZM1 137H0V140H1ZM50 137V138H51ZM60 137V136H59ZM95 136H93L92 135V138H91V140H94V145H95V138H94ZM97 137H99V136H97ZM103 136H101V138H102ZM117 136L115 135V138H114V140L115 141H117V138H116ZM121 137V136H120ZM130 137H132V134H131V136ZM146 137V138H147ZM152 137V136H151ZM238 137V136H237ZM240 137H242V136H240ZM245 137H247V133H246V136ZM3 138V137H2ZM25 138V139H26ZM94 138V139H93ZM100 138V137H99ZM99 138H97L98 140H99ZM100 138V139H101ZM124 138H125V135H124ZM123 138V139H124ZM127 138H128V136H127ZM136 138V137H135ZM149 138V137H148ZM156 138V140H159L157 137H155ZM154 138V139H155ZM233 140H235V137L233 136V137H231ZM11 139H9V140H11ZM28 139V138H27ZM27 139H26V141H27ZM96 139V140H97ZM107 139V138H106ZM105 139V137H103L102 139H101V141L100 142H103L104 140H106ZM112 139H113V137H112ZM132 139V138H131ZM142 139H144L143 137H142ZM151 140L153 139V138H150ZM150 139H149V141H150ZM163 139V138H162ZM242 139V138H241ZM246 139V138H245ZM21 140H23L22 138H21ZM58 140V142L60 141L59 139H57ZM64 140L65 141H67V142H65V144H64ZM98 140H97V143L99 144V142H98ZM109 140V139H108ZM114 140H111V138H110V142L112 143V147H113V143L114 142H112V141H114ZM121 140V139H120ZM128 140V139H127ZM137 139H135L134 140V142L136 141ZM140 140V139H139ZM139 140H137V141H139ZM148 140V139H147ZM165 140H167V139H165ZM238 140H240V138L238 139ZM2 141H4V140H1V142L0 143H2ZM107 141V140H106ZM106 141H104V143H106ZM118 141H119V137H118ZM130 141V140H129ZM128 141V142H129ZM132 141H133V139H132ZM136 141V142H137ZM141 141V140H140ZM145 141H146V139H145ZM154 141V140H153ZM243 141V140H242ZM241 141V142H242ZM6 142V143H7ZM20 144H22L21 143V141H18ZM57 142V143H58ZM73 142V143H74ZM88 142V141H87ZM90 142V141H89ZM120 143L122 142V140L121 141H119ZM118 142V143H119ZM125 142V141H124ZM124 142H122V144H124ZM134 142H132V144H134ZM157 142H160V141H157ZM162 142H163V144H165L164 143V141L162 140ZM169 141H167V143H168ZM173 142V141H172ZM5 143V144H6ZM34 143V144H35ZM42 143H43V145L45 146H43L42 145ZM49 143V144H50ZM61 143V142H60ZM68 143V144H67ZM96 143V144H97ZM107 143H108V141H107ZM119 143V144H120ZM126 143V142H125ZM139 143H141V142H139ZM143 143H145V142H143ZM146 143H148L147 141H146ZM166 143V144H167ZM235 143V142H234ZM237 143V142H236ZM239 143H240V141H239ZM66 144H67V146H66ZM89 144V143H88ZM92 146H93V144H92V142L90 143ZM109 144V143H108ZM119 144H117L118 145V147H119ZM138 144V143H137ZM151 144V143H150ZM158 144H160V143H158ZM170 144V143H169ZM169 144H168V146H169ZM73 145V144H72ZM75 145V144H74ZM87 144H85V147L87 148V146H86ZM99 145H104L103 143L101 144H99ZM98 145V146H99ZM106 145V144H105ZM126 145H127V143H126ZM153 145H154V147H156V144H154L153 143ZM171 145H172V143H171ZM237 145H238V143H237ZM4 146V145H3ZM7 146H8V144H7ZM16 146V147H17ZM59 146V147H58ZM108 146V145H107ZM111 146H108V148H110ZM114 146H115V143H114ZM134 146V145H133ZM157 146H159V145H157ZM44 147V148H43ZM50 147V148H49ZM97 146L95 145L94 147H92L91 149L88 147V149H87V151H89V149L90 150H92V151H90V152H88V154H87V156L89 155L90 156V158H89V160L91 159V158H93V157H96L97 156V154H96V156H92V154H94V153H91V152H93V148H94V151H97V152H100V150L98 149V150H96L95 148H96ZM100 147V146H99ZM103 147V146H102ZM117 147V146H116ZM116 147H113V149H108L106 146H104L103 148L105 149V148H107L108 150H112V152L114 151V148H116ZM123 147H125V145L123 146ZM122 147V149H118L119 150V152H121V153H119V152H117V154H118V156H119V154H122L123 153V148ZM127 147H129V146H127ZM163 147V146H162ZM43 148V149H42ZM71 148V149H70ZM80 148V150L82 151V153H81V151L80 150H78ZM102 148V149H103ZM120 148V147H119ZM168 148H170V147H168ZM6 149H5V151H6ZM40 151H39V150ZM36 150H38V151H36ZM41 150H45V151H43L44 153V155L42 154V152H41ZM106 150V149H105ZM107 150V151H108ZM121 150V151H120ZM151 150V149H150ZM149 150V151H150ZM261 150H263V152H264V149L262 148ZM8 151L7 152H5V153H8ZM103 151V150H102ZM101 151V152H102ZM115 151H117V148H116V150ZM114 151V152H115ZM105 152V151H104ZM103 152V154H101V153H99V155H100V157L99 156H97L99 159L100 158H102L103 159V157L105 156H110V155H108V154H106L105 155V153ZM110 152V151H109ZM112 152L110 153V154H112ZM113 152V154H114V156H115V153ZM126 152L127 151H125V153H123V155L124 154H126ZM169 152V151H168ZM171 152V151H170ZM174 152V151H173ZM260 152V151H259ZM70 153H72V155H75L76 157H73V156H70ZM75 153V154H74ZM106 153H108V152H106ZM175 153V152H174ZM9 154V153H8ZM91 154V155H90ZM112 154V155H113ZM117 154H116V156L115 157H117ZM171 154V153H170ZM10 155V154H9ZM9 155H7L6 154V157L8 158V156ZM82 155V156H83ZM104 155V156H103ZM111 155V156H112ZM174 155H177V154H174ZM213 155V154H212ZM261 155H263V154H261ZM70 156V157H69ZM79 157L81 156V155H78ZM86 156V157H87ZM101 156H103V157H101ZM113 156V157H114ZM122 156V155H121ZM208 156H210V155H208ZM258 156V155H257ZM257 156H255L256 158H257ZM84 157V156H83ZM82 157V158H83ZM95 158V159H98V158ZM120 157V156H119ZM168 157V156H167ZM170 157V156H169ZM171 157H174L175 158V156H171ZM177 157V156H176ZM179 157V156H178ZM177 157V158H178ZM214 158L213 159H215V157L216 156H213ZM260 157H262V156H260L259 155V158ZM264 157V156H263ZM72 158H75V159H72ZM88 158H86L87 160H88ZM108 158V157H107ZM106 158V161H108V159L110 158H108L107 159ZM118 158V157H117ZM217 158V157H216ZM80 158H77V161L79 162L80 160H79ZM86 159H85V161H86ZM94 159V158H93ZM94 159V162L96 161ZM170 159H172V158H170ZM176 159V158H175ZM188 159V158H187ZM261 159V158H260ZM7 160V161H6ZM83 160V159H82ZM81 160V161H82ZM88 160V161H89ZM110 160V159H109ZM117 160H119V159H117ZM167 160V162H168V159H166L165 158V161ZM178 160V159H177ZM190 160V159H189ZM199 160V159H198ZM208 160V159H207ZM210 160V159H209ZM46 161V162H47ZM77 161H74V164H75V162H77ZM85 161L83 160L82 162H84V163H82L81 162V164H86L85 163ZM91 161L92 160H90V163H91ZM105 161V158H104V160L102 161V163ZM105 161V162H106ZM202 161H204V160H202ZM205 161H206V159H205ZM204 161V162H205ZM45 162V163H46ZM78 162L75 164V165H77L78 164ZM87 162V161H86ZM101 162V160L100 161H98V163H100ZM114 162H116V161H114V158H113V162L112 163H114ZM171 162L173 163H176L175 161H173V160H171ZM198 162H200V160L198 161ZM207 162V161H206ZM258 162H260V161H258ZM258 162H255V166L254 167H252L254 170L251 172V175H254L255 176V173L257 172V170H258V168L260 167V168H262V165L261 164H263L262 163V161H261V164L260 163H258ZM66 163V162H65ZM90 163H87V164H89L90 165ZM97 163V164H98ZM101 163V164H102ZM107 163H109V161L108 162H106V163H103V164H106V165H108V167L109 166H111V167H113L112 166V164L111 165H109V164H107ZM110 163H111V161H110ZM152 163V162H151ZM169 163V162H168ZM171 163V164H172ZM185 164H186V162H184ZM203 163V162H202ZM201 163V164H202ZM5 164V163H4ZM43 164V163H42ZM53 164V163H52ZM55 164V165H56ZM67 164V163H66ZM96 164V163H95ZM101 164H99V166L97 167V165H94V163H92L91 165H94V166H96L99 170H100V172H102V168H104L103 169V171L105 170V167H102V168H99L100 166H102ZM115 164H119L118 162L117 163H114L113 165H115ZM200 164V163H199ZM201 164H200V166H201ZM207 164H208V162H207ZM211 164V163H210ZM209 164V165H210ZM216 165V163L214 162L213 163V165ZM218 164V167L220 166L219 165V163H217ZM236 164V163H235ZM234 164V165H235ZM51 165V163L49 164V167H51L50 166ZM69 165V167L71 168V169H73V166L71 167ZM150 165H152V164H150ZM206 165V164H205ZM204 165V166H205ZM238 165V164H237ZM241 164H239V166H240ZM264 165V164H263ZM6 166V165H5ZM5 166H4V168H5ZM45 166V165H44ZM53 166V165H52ZM67 166H68V164H67ZM82 165H80L79 166V169H80V167H81ZM93 166V167H94ZM120 167H121V164L119 165ZM212 165H210V166H208V165H206L205 167L207 168V167H209L210 168V170H213L212 168L213 167H216V166H213V167H211ZM229 166H231V165H229ZM40 167H41V165H40ZM42 167H43V165H42ZM48 167V168H49ZM57 167V166H56ZM65 167H66V165H65ZM83 167V166H82ZM87 165L85 166L84 165V172L89 168V166L87 167ZM92 167V168H93ZM96 167H94V168H96ZM107 167V166H106ZM120 167H118L117 166V168H120ZM124 168L126 167V166H123ZM123 167H121L122 169H123ZM179 167H181V169H182V167L183 166H179ZM178 167V169L180 170V168ZM236 167V166H235ZM238 167V166H237ZM234 168V169H238V168ZM39 168V167H38ZM59 167H57V168H55V167H53V169H58ZM67 168V167H66ZM69 168V169H70ZM110 168V167H109ZM116 168V169H117ZM209 168H207L208 170H207V172H208V174H209ZM252 168H251V170H252ZM40 169V168H39ZM43 169H44V172H45V169L46 168H44L43 167ZM69 169L67 170V172L69 171ZM78 169V167H77V169L75 168V170L77 171V170H79ZM90 169V171H91V167L89 168ZM97 169V170H98ZM114 169V168H113ZM112 169V170H113ZM115 169V170H116ZM183 169L185 170V169H187V167L186 168H184L183 167ZM216 169V168H215ZM222 169V168H221ZM263 169H264V166H263ZM263 169H261V170H263ZM8 169L6 168V171H7ZM50 170V169H49ZM58 170H62V167H60V169H58ZM57 170V171H58ZM75 170H73V171H71L70 170V172H72V175L74 174V175H77V174H75V173H77V172H74ZM80 170H82V168L80 169ZM96 170V171H97ZM98 170V171H99ZM107 170V169H106ZM109 170V169H108ZM107 170V171H108ZM111 170V169H110ZM109 170V171H110ZM120 170V169H119ZM124 170V169H123ZM123 170H122V172L121 173H123V176H124V172H123ZM137 170H139V169H137ZM177 170V169H176ZM179 170H177V172L175 171H173L174 173H177V174H179V173H181V170H180V172H178ZM184 170H182V171H184ZM201 170V169H200ZM202 170H203V167H202ZM218 170H219V168H218ZM228 171H229V169H227ZM251 170H249V171H251ZM261 170L259 171V172H261ZM38 171V170H37ZM40 171V170H39ZM51 171V170H50ZM56 171V172H57ZM96 172L95 171V169H93L92 170V172ZM97 171V172H98ZM108 171V172H109ZM121 171V170H120ZM120 171H118V172H120ZM131 171V170H130ZM186 171V170H185ZM205 171H206V169H205ZM214 171V170H213ZM219 171H221V170H219ZM18 172V175L20 174ZM43 171H42V168H41V172L40 173H44ZM55 171H53L52 173H54ZM61 172H64V175H65V173H66V171H61ZM61 172L59 173L58 172V174H61ZM74 172V173H73ZM83 172V171H82ZM83 172V173H84ZM99 172V173H100ZM105 173H107L106 171H104ZM104 172H102V173H104ZM112 172H115V171H112ZM127 172V171H126ZM125 172V173H126ZM136 172V171H135ZM135 172H132L133 174L135 173ZM142 172V171H141ZM215 172L216 171H214V174H215ZM258 172V173H259ZM264 172V171H263ZM263 172H262V174H263ZM46 173H47V175H43V176H48V173L49 172H47L46 171ZM80 173V172H79ZM86 173H88V175L90 174L89 172H87L86 171ZM111 173V172H110ZM121 173H117L118 174V176L121 174ZM129 173V175H131V173L130 172H128ZM139 173V172H138ZM142 173H145V172H142ZM140 174V176L141 175H143V174ZM153 173V172H152ZM161 173H163V172H161ZM161 173L159 174V175H161ZM185 173V172H184ZM188 173H189V171H188ZM186 174L185 173V175H187V178L189 177V174ZM205 173V172H204ZM203 173V174H204ZM211 173H212V171H211ZM227 173V172H226ZM254 173V174H253ZM55 174V173H54ZM67 174V173H66ZM96 174V173H95ZM94 173H93V175H95ZM112 174V173H111ZM110 174V175H111ZM117 174H113L114 176L115 175H117ZM136 174V173H135ZM164 175H165V172L163 173ZM162 174V175H163ZM168 174L169 173H166V175L168 176ZM176 174V175H177ZM183 174V173H182ZM182 174H181V176H182ZM199 174L201 175L202 174V171H201V173L199 172ZM198 174V175H199ZM242 174V173H241ZM244 174V173H243ZM247 174L248 173H246V177H247ZM250 174V173H249ZM260 174V173H259ZM8 175V174H7ZM7 175H5V177L7 178ZM17 175V174H16ZM41 175V174H40ZM50 175V174H49ZM53 175V174H52ZM51 175V176H52ZM68 175V174H67ZM81 175H84V174H80V176ZM92 175V174H91ZM105 175V174H104ZM107 175V174H106ZM122 175V174H121ZM120 175V176H121ZM125 175H127V174H125ZM128 175V176H129ZM146 175V174H145ZM147 175H149V178H148V176ZM147 178H145V179H150L151 177V173L149 174V173H147ZM184 175V174H183ZM191 175V174H190ZM205 175V174H204ZM203 175V176H204ZM207 175V174H206ZM217 175H218V173H217ZM216 175V176H217ZM220 175L221 174H219V178H220ZM222 175H223V173H222ZM251 175H249L250 177H251ZM257 175V174H256ZM264 175V174H263ZM12 176H14V175H12ZM11 175L9 176L10 178H13V180H14V177H12ZM20 176V175H19ZM19 176H16V177H19ZM42 176V175H41ZM41 176H39V178L41 179V178H43V177H41ZM50 176V177H51ZM55 176H57L58 178H60L59 177V175H56L55 174ZM62 176H63V173H62ZM78 176H79V174H78ZM84 176H86V174L84 175ZM83 176V177H84ZM103 177V175L101 176L100 174L98 175V177ZM131 176H134V175H131ZM137 176V175H136ZM140 176H138L137 178H139L140 179ZM146 176H144V177H146ZM157 176V175H156ZM174 176V174L172 175V177ZM178 176H180V174L179 175H177L176 176V178L178 177ZM202 176V175H201ZM201 176H200V178H201ZM248 176V177H249ZM8 177V179H10ZM15 177V178H16ZM23 177V178H24ZM66 177H69V176H66ZM65 176H64V178H66ZM82 177V176H81ZM89 177H90V175H89ZM92 177V176H91ZM94 177H97V175L96 176H94ZM94 177H92V178H94ZM97 177V178H98ZM126 177V176H125ZM124 177V179L123 180H125L126 181V179L127 178H125ZM141 177H143V176H141ZM144 177L143 178H141L140 180H145L144 179ZM170 177V176H169ZM214 178L215 176H212L211 175V178ZM225 176H223V178H224ZM227 177H229L228 175H227ZM242 177V176H241ZM240 177V178H241ZM248 177L247 178H245V176H244V178L245 179H247L248 180ZM253 177V176H252ZM257 177H259L258 175L256 176V178ZM262 177H264V176H262ZM25 178H24V180H25ZM45 178V177H44ZM42 179V181L43 180H46V182H47V179L45 178V179ZM63 178V177H62ZM72 178V176L70 177V179L68 180V182L71 180V184L73 185V183H76V182H73L72 180H74L75 178H77L76 176L73 178V179H71ZM92 178H91V180H90V182L92 181L93 182V180H92ZM110 179H112L111 178V176L109 177ZM120 178V177H119ZM118 178V181L120 180ZM132 178H135V177H132ZM136 178V179H137ZM152 178H155L154 176L152 177ZM161 179V183L163 182L162 180V178H167L166 176L165 177H163L162 176V178H161V176L159 177V176H157V180L158 179ZM174 179H176L175 177H173ZM186 178V177H185ZM192 177L190 176V179H191ZM196 178H199L198 176L196 177ZM194 179L193 180V178H192V182L191 183H189L190 185L191 184H193L194 182H196V181H198L199 179ZM212 178V181L214 182V179ZM218 178V177H217ZM226 178V177H225ZM259 178H261V177H259ZM7 179V180H8ZM17 180H19L20 181V185L23 187V188H25V186L24 185H29V184H27L28 182H30L29 180H28V182L26 183V180L24 181L22 178V182L24 183V185H22V182H21V180L20 179H18V178H16ZM37 179H38V176H37ZM67 179V178H66ZM66 179H59V181L61 180V182H62V180L65 182V183H67L65 180ZM79 179V178H78ZM83 179H87V177L85 178H83ZM82 178L80 179L81 181L83 180ZM103 178H100V180H102ZM109 179V180H110ZM122 179V178H121ZM130 179H131V177H130ZM130 179H129V181H127V183L126 184H128V182H130ZM155 179V180H156ZM172 179V178H171ZM171 179H169V178H167V180H170L171 182H172V180ZM181 179H182V177H181ZM184 179V178H183ZM222 179V178H221ZM221 179H220V181H221ZM228 179H230V178H228ZM243 179V178H242ZM250 179H252V182H254L253 181V178H250ZM258 179V178H257ZM256 179V180H257ZM6 180V179H5ZM5 180H3V182H1L0 181V183H2V185H3V183H5L6 181ZM11 180V179H10ZM13 180H12V182L10 183V181L8 180V184L10 185V186H13V185H15V184H13ZM49 180V179H48ZM85 180H83L82 182L84 183V181ZM97 180V182H98V179H96ZM95 180V181H96ZM106 180V179H105ZM104 180V181H105ZM115 180L117 181V179L115 178ZM147 180H145V182L147 181ZM154 179H152V181H153ZM153 181V183H155L156 181ZM165 180V179H164ZM179 180H180V177H179ZM178 179L177 180H175V181H179ZM189 180V179H188ZM217 180V179H216ZM219 180V179H218ZM217 180V181H218ZM232 180V182H235V181H233V179H231ZM230 180V181H231ZM235 180V179H234ZM255 180V179H254ZM256 180H255V182H256ZM14 181H16V180H14ZM42 181H40V182H42ZM50 181V180H49ZM55 181V180H54ZM75 181V180H74ZM76 181H78L77 179H76ZM88 181V184H89V179L87 180ZM107 181H108V179H107ZM133 181H134V179H133ZM136 181V180H135ZM151 181V179L148 181V186H150V184L152 183V181H151V183H149ZM174 180H173V182H175ZM181 181V180H180ZM217 181H215L216 183H217ZM219 181V182H220ZM224 179L222 180V182L221 183H225V181H227V180H225L224 182ZM243 181V180H242ZM249 181V180H248ZM16 182H18V181H16ZM15 182V183H16ZM37 182L38 183H40L38 180H37ZM36 181H35V184L37 183ZM45 182V181H44ZM45 182V183H46ZM60 182V183H61ZM63 182V183H64ZM73 182V183H72ZM81 182V183H82ZM86 182V181H85ZM111 182H113V180H111ZM120 182V181H119ZM123 182V181H122ZM132 182V181H131ZM138 182V179H137V181H136V183ZM142 182V181H141ZM169 182V181H168ZM172 182V183H173ZM182 182H184L185 183V186L187 185L188 186V184H187V182H185V180L184 181H181V183ZM251 182V181H250ZM251 182V183H252ZM259 182V181H258ZM257 182V185L258 184H262V183H258ZM7 183H5V186L7 185ZM31 183V182H30ZM51 183V182H50ZM49 183V185L52 187V189L53 188H55V187H53L54 185H52V183L50 184ZM53 183H56V181L55 182H53ZM79 183H80V181H79ZM80 183V184H81ZM96 183V182H95ZM107 185L109 184L108 182H105ZM144 183V182H143ZM147 183V182H146ZM158 184L160 183L159 182V180H158V182H157ZM157 183H155V185L154 186H151V187H153V192H155L157 195H158V190H157V186L156 185H158ZM164 184H165V182H163ZM162 183V184H163ZM170 183V182H169ZM169 183H166L165 185H171L170 186V188H172V184H169ZM176 183V182H175ZM178 183H180V182H178ZM180 183V184H181ZM201 183V182H200ZM203 183H204V181H203ZM202 183V184H203ZM212 182H210V184H211ZM215 183V184H216ZM227 183L229 184V182H226V185H227ZM231 183V182H230ZM241 183V182H240ZM246 183V182H245ZM249 183V182H248ZM19 184V183H18ZM76 184H78V183H76ZM87 183H85L84 184V187H85V185H86ZM87 184V185H88ZM94 184V183H93ZM104 184V183H103ZM110 184H113V183H110ZM120 184H122V183H119L118 185H120ZM132 184V183H131ZM133 184H135V182H133ZM139 184V183H138ZM197 184H199V183H197ZM205 184H207V183H205ZM214 184V185H215ZM219 184V183H218ZM254 184V183H253ZM1 185V186H2ZM19 185V186H20ZM46 185H48L47 183L45 184V186ZM49 185H48V190H50V188L51 187H49ZM58 185V184H57ZM63 185H65L66 186V184H62V186ZM67 185H68V183H67ZM81 185H83V184H81ZM89 185H91V184H89ZM101 185H102V183H101ZM114 185H116V184H114ZM123 185H125L124 184V182H123V184H122V186ZM144 185H146L147 186V184H144ZM164 185V187H166ZM175 185V184H174ZM182 186H183V184H181ZM181 185H177V183H176V185L175 186H180V188L182 187ZM194 185H195V183H194ZM201 185V184H200ZM199 185V186H200ZM204 185V184H203ZM202 185V187L205 189V187L207 186H203ZM211 185H213V183L211 184ZM210 185V187H212ZM223 185V184H222ZM225 185V184H224ZM226 185H225V188H226ZM233 185H235L234 183H233ZM241 185H242V183H241ZM0 186V187H1ZM4 186V185H3ZM2 186V187H3ZM8 186V185H7ZM16 186H18L17 184H16ZM19 186H18V188H19ZM37 186V185H36ZM35 185H30V186H28V187H30L31 189L34 187H36ZM45 186H44V189H45ZM74 186H75V184H74ZM93 186V185H92ZM95 186V185H94ZM93 186V187H94ZM99 186H100V184H99ZM104 186V185H103ZM108 186H110V185H108ZM128 186H130V185H128ZM137 185H135V187H136ZM141 186V185H140ZM143 186V185H142ZM156 186V190L154 191V187ZM198 186V185H197ZM196 186V187H197ZM209 186V185H208ZM207 186V188L208 189H210L209 187ZM242 186H244V185H242ZM246 186V185H245ZM2 187L0 188V189H2ZM21 187V188H22ZM41 187V186H40ZM39 187V188H40ZM57 187V186H56ZM59 187V186H58ZM68 187H70L69 185H68ZM73 187V186H72ZM83 187V186H82ZM82 187H81V190H82ZM91 187V186H90ZM93 187H91L92 189H93ZM101 187V186H100ZM99 187V188H100ZM110 187H112V186H110ZM114 187V186H113ZM131 187V186H130ZM129 187V188H130ZM134 187V186H133ZM163 187V186H162ZM161 187V188H162ZM164 187H163V189H164ZM188 187H190V186H188ZM187 187V188H188ZM195 187V188H196ZM219 187V186H218ZM217 187V185H216V187L215 188H218ZM231 187V185H229V187L228 188H230ZM235 187V186H234ZM252 187V186H251ZM5 188V187H4ZM3 188V189H4ZM8 188H11V187H9L8 186ZM7 188V189H8ZM16 188V187H15ZM18 188H16L15 189V191H18ZM38 188V187H37ZM36 188V192L38 193V192H40V191H38V189ZM46 188V189H47ZM75 188H76V186H75ZM75 188L73 187V189L75 190ZM87 188V187H86ZM95 188V187H94ZM96 188H98V187H96ZM95 188V189H96ZM107 188V189H106ZM106 188H105V190L104 191H107L108 192V190H110L107 186H106ZM115 188V187H114ZM120 189H122L123 190V188H124V186H123V188L120 186L119 187ZM129 188H128V190H129ZM139 188V187H138ZM145 188V187H144ZM180 188H176L177 190H179ZM198 188V187H197ZM196 188V189H197ZM214 188V189H215ZM231 188H233V186L231 187ZM252 188H255V187H252ZM250 189V191H249V193L253 190V191H255L254 189ZM2 189V192H1V190H0V192L1 193H3L4 192V194H5V192L7 191V189H6V191H4ZM12 189V188H11ZM11 189L10 190H8L7 191V194H9L8 192H10L11 193ZM25 189H27V188H25ZM31 189H30V191H31ZM41 189V188H40ZM39 189V190H40ZM45 189V191H47V192H50V191H48V190H46ZM71 189V188H70ZM73 189H72V191H73ZM84 189V188H83ZM88 189V191L89 190H91L92 191V189H89V188H87ZM95 189H94V192H95ZM113 189V188H112ZM111 189V191H114V190H112ZM135 189V188H134ZM147 189H150L151 190V188L149 187H147ZM160 189V188H159ZM168 189V188H167ZM167 189H164V190H167ZM185 189H186V187H185ZM193 190V186H192V188H189V190ZM199 189H201L202 190V188H201V186H200V188ZM213 189V190H214ZM220 189V188H219ZM249 189V188H248ZM264 189V188H263ZM263 189H261V190H263ZM33 190V189H32ZM43 189H41V191H42ZM78 190V189H77ZM79 190H80V188H79ZM79 190H78V192H79ZM80 190V191H81ZM86 190V189H85ZM100 190V189H99ZM116 190V189H115ZM121 190V191H122ZM171 190H173V188L171 189ZM200 190V192H198V193H201L202 191ZM213 190H211V191H213ZM218 190V189H217ZM229 191H230V189H228ZM232 190V189H231ZM244 190V189H243ZM14 191V189H13V192H15ZM23 191V190H22ZM26 191V190H25ZM24 191V192H25ZM28 191V190H27ZM34 191H35V189H34ZM34 191H33V193H34ZM52 191V190H51ZM57 191H59V189H57ZM62 191H64V190H62ZM117 191V190H116ZM116 191L115 192H112L113 193V195H114V193L116 194ZM120 191V190H119ZM131 191H132V188H131ZM137 191V190H136ZM142 191V190H141ZM145 191V190H144ZM147 191V190H146ZM145 191V192H146ZM149 191V190H148ZM162 191V190H161ZM181 191V190H180ZM183 189H182V195L181 196H183ZM195 192H197V190H194ZM199 191V190H198ZM203 191H206V189L205 190H203ZM210 191V190H209ZM210 191V192H211ZM252 191V192H253ZM257 191V190H256ZM258 191L260 192V190L258 189ZM35 192V193H36ZM43 192H44V190H43ZM42 192V194H45V193H43ZM70 192V191H69ZM82 192V191H81ZM96 192H98V191H96ZM100 192H101V194H102V189L100 190ZM106 192V193H107ZM110 192V191H109ZM118 192V191H117ZM123 192V191H122ZM127 192V191H126ZM130 192V191H129ZM139 192H140V190H139ZM143 192V191H142ZM164 192V191H163ZM172 192H174V194L173 195H175V191H171L170 192V189H169V193L171 194ZM189 192V191H188ZM207 192V191H206ZM223 192V191H222ZM232 191H230V193H231ZM17 193V192H16ZM18 193H19V191H18ZM20 193H22V192H20ZM26 193V192H25ZM32 193V194H33ZM41 193V192H40ZM51 193V192H50ZM84 193V192H83ZM82 193V194H83ZM125 193V192H124ZM131 193V192H130ZM133 193H134V190H133ZM132 193V194H133ZM154 193V194H155ZM168 193V194H169ZM180 193V192H179ZM203 193V192H202ZM209 193V192H208ZM207 193V194H208ZM226 193H228L229 194V192H226ZM241 194H242V192H240ZM4 194H2V197L4 198V196L6 195H4ZM32 194H30V196H32L31 197V199H28V201L29 200H32L33 199V197L35 196L34 194V196L32 195ZM49 194V193H48ZM80 194V193H79ZM89 194V193H88ZM88 194H86V195H88ZM93 194V193H92ZM91 194V195H92ZM95 195H96V193H94ZM104 194V193H103ZM109 194V193H108ZM150 194H152L151 192H150ZM163 194H165V193H163ZM162 194V195H163ZM166 194H167V191H166ZM176 194H178V192H176ZM193 194H194V192H193ZM196 194V193H195ZM204 194H206V193H204ZM223 194H225V193H223ZM252 193H250V195H251ZM263 193L261 192V195H262ZM14 195V194H13ZM22 195V194H21ZM20 195V196H21ZM26 195H27V193H26ZM26 195H24L23 194V196H26ZM37 195V194H36ZM105 195V194H104ZM117 195H118V193H117ZM121 196H124V195H122V194H120ZM136 195H138V194H136ZM143 195V194H142ZM146 195V194H145ZM172 195V196H173ZM179 195V194H178ZM198 195V194H197ZM226 195V194H225ZM230 195V194H229ZM243 195H245V194H242V200L239 198V200L240 201H243V198H244V196ZM249 195V196H250ZM253 195V194H252ZM256 195H257V198L258 199H256V198H254V197H252V196H250L251 198L250 199H252V198H254V200L253 201H255V200H257V201H259L260 199H259V195L260 194H258V193H256ZM256 195H253V196H256ZM260 195V196H261ZM7 197L9 196V195H6ZM19 196V197H20ZM28 196V195H27ZM27 196L25 197V198H27ZM109 196V195H108ZM116 196V195H115ZM127 196V195H126ZM125 196V197H126ZM134 196H135V194H134ZM139 196V195H138ZM144 196V195H143ZM155 197H156V195H154ZM159 196H161V195H159ZM172 196H169L168 198H170V197H172ZM180 196V197H181ZM249 196H247V197H249ZM14 198H15V196H13ZM71 197V196H70ZM72 197H74V196H72ZM75 197H77L76 196V194H75ZM80 197V196H79ZM112 195H111V199H112ZM145 197V199H146V197L148 198V196H144ZM152 197H153V195H152ZM163 197V196H162ZM166 196L164 195V197L163 198H165ZM176 197V196H175ZM185 197H186V195H185ZM230 197V196H229ZM246 197V200L249 202V200H248V198ZM11 198H12V195H11V197L9 198L10 200H11ZM16 198H17V194H16ZM15 198V199H16ZM24 198V200H25V203H26V199ZM29 198V197H28ZM37 198H38V200H41V199H39V198H41L40 196L38 197L37 196ZM86 198V197H85ZM84 198V199H85ZM108 198V197H107ZM150 198V197H149ZM154 198V197H153ZM158 198V196L156 197V198H154L153 200L155 201V199H157ZM160 198V197H159ZM187 198V197H186ZM237 198H238V196H237ZM13 199V198H12ZM15 199H13V200H15ZM21 199V198H20ZM19 199V200H20ZM22 199H23V197H22ZM22 199L20 200L21 201V203L24 201H22ZM35 199V198H34ZM66 199L67 198H65V202H66ZM81 199V198H80ZM102 199V198H101ZM104 199H105V197H104ZM120 199V201H121V198H119ZM118 198H117V200H119ZM123 199V198H122ZM162 199V198H161ZM167 199V198H166ZM172 199V198H171ZM171 199H169V200H171ZM181 199V198H180ZM180 199H178V201L180 200ZM245 199V198H244ZM262 199V198H261ZM8 200V199H7ZM10 200H9V202H10ZM16 200H18V199H16ZM18 200V201H19ZM37 200V199H36ZM70 200V199H69ZM68 200V201H69ZM86 201H87V199H85ZM89 200V199H88ZM103 200V199H102ZM109 200V199H108ZM107 200V201H108ZM133 200V199H132ZM147 200V199H146ZM150 200H151V198H150ZM149 200V201H150ZM158 200H160V199H158ZM157 200V201H158ZM165 200V199H164ZM185 200V199H184ZM202 201H203V199H201ZM200 200V201H201ZM245 200V201H246ZM19 201V202H20ZM60 201V200H59ZM67 201V203H70V202H68ZM74 201V200H73ZM82 201H83V199H82ZM81 201V202H82ZM97 201H98V199H97ZM101 200H99L98 202H100ZM114 202L116 201L115 199L113 200ZM125 201V200H124ZM148 201V200H147ZM162 201V200H161ZM172 201V200H171ZM171 201H170V203H171ZM175 201V200H174ZM199 201V200H198ZM199 201V202H200ZM235 201H237V200H235ZM261 201V200H260ZM262 201H264V198H263V200ZM30 202V201H29ZM29 202H27V203H29ZM37 201H33V203H36ZM62 202V201H61ZM64 202V203H65ZM102 202V201H101ZM111 202V201H110ZM133 202V201H132ZM138 202V201H137ZM164 202V201H163ZM162 202V203H163ZM176 202V201H175ZM180 202L182 203L183 201H181L180 200ZM199 202H198V204H199ZM203 202H206V203H208L207 201H203ZM74 203V202H73ZM79 203V202H78ZM78 203H75V205H74V208L77 206L76 204H78ZM90 204H91V201L89 202ZM93 203V202H92ZM94 203H97V202H94ZM103 203H106L105 205H107V204H110V203H107L106 202V200H105V202H103ZM102 203V204H103ZM119 203V202H118ZM126 203V202H125ZM125 203H124V205H125ZM127 203H129L130 204V202H128L127 201ZM126 203V204H127ZM139 203V202H138ZM149 203V202H148ZM166 203H167V201H166ZM193 203V202H192ZM195 203H197V201H195ZM236 202H234V204H235ZM239 203H241V202H239ZM253 202H250V204L248 203V205L246 204V203H243L244 205L246 204V210L248 211V210H250V209H254L253 208V205H256V204H252ZM259 203V205H260V202H258ZM263 203V202H262ZM58 204V203H57ZM56 204V205H57ZM82 204H84V203H82ZM98 204V203H97ZM111 204H113V203H111ZM117 204V203H116ZM115 203H114V205H116ZM128 204V205H129ZM159 204V203H158ZM161 204V203H160ZM159 204V205H160ZM173 204V203H172ZM172 204H171V206H172ZM175 204V203H174ZM190 204V206H192L191 205V202L189 203ZM201 204V203H200ZM204 204V203H203ZM203 204H201V205H203ZM211 203L209 202V205H210ZM213 204V203H212ZM22 205V204H21ZM20 205V206H21ZM23 207H26L25 205H27V204H24V202H23ZM30 206H31V204H29ZM29 205H27V207L29 206ZM86 205H88V203L86 204ZM92 205V204H91ZM100 205V204H99ZM105 205H104V207H105ZM113 205V206H114ZM118 205V204H117ZM116 205V206H117ZM124 205L122 204V206L124 207ZM181 205V204H180ZM179 205V206H180ZM209 205H207V206H209ZM237 205V204H236ZM63 206H65V205H63ZM62 206V208H67V210H68V207H63ZM72 206H73V204H72ZM72 206L70 207V208H72ZM80 206V205H79ZM96 206V205H95ZM112 206V207H113ZM119 206V205H118ZM121 206V205H120ZM121 206V208H123ZM131 206V205H130ZM128 207V209L130 208L131 209V207ZM135 206V205H134ZM133 205H132V207H134ZM142 206V205H141ZM163 206H164V204H163ZM174 206V205H173ZM177 206H178V203H177ZM177 206H176V208H177ZM182 206V205H181ZM190 206H188V207H190ZM227 206H228V204H227ZM235 206V205H234ZM239 206V210H240V206H243V205H237V207ZM258 206V205H257ZM32 207V206H31ZM57 207V206H56ZM55 206L53 207V208H56ZM59 208H60V206H58ZM78 207V206H77ZM76 207V208H77ZM89 207V206H88ZM99 207V206H98ZM101 207V206H100ZM103 206H102V208H104ZM115 207V206H114ZM126 207V206H125ZM140 207V206H139ZM197 206H193L192 208H193V210L196 208ZM199 207H203V206H199ZM206 207V206H205ZM236 207V208H237ZM84 208V207H83ZM91 208V207H90ZM94 208H96V207H93L92 209H94ZM106 208H109V207H106ZM165 208V207H164ZM171 208V207H170ZM175 208V207H174ZM228 208H229V206H228ZM236 208H235V210H236ZM244 208V209H245ZM2 209V208H1ZM29 209V208H28ZM27 209V210H28ZM79 209V208H78ZM118 209H120V208H118ZM117 209V210H118ZM129 209V210H130ZM134 209H135V207H134ZM133 208H132V212H133V210H134ZM171 209H173V207L171 208ZM191 209V208H190ZM189 209V210H190ZM198 209V208H197ZM232 209V208H231ZM257 209V208H256ZM261 209H264V205H263V208H261ZM260 209V210H261ZM3 210V209H2ZM2 210L0 211V212H2ZM56 210V209H55ZM70 210V209H69ZM76 210V209H75ZM80 210H81V208H80ZM95 210V209H94ZM96 210H98V208L96 209ZM102 210V209H101ZM100 210V211H101ZM121 210V209H120ZM125 210H127V209H123V211H125ZM137 210H139V209H137L136 208V211ZM141 210V209H140ZM188 210V209H187ZM215 210H217V209H215ZM214 210V212H217V211H215ZM228 210V209H227ZM229 210H230V208H229ZM72 211H74L73 209H72ZM71 211V212H72ZM77 211V210H76ZM83 211V210H82ZM100 211L98 212V213H100ZM104 211V210H103ZM103 211H102V213H103ZM107 211V210H106ZM123 211H119L120 213L121 212H123ZM128 211V210H127ZM136 211H134V212H136ZM192 210H190V212H191ZM232 211H233V209H232ZM246 211V212H247ZM251 211V210H250ZM257 211H259V209H257ZM264 210H262V212H263ZM55 212V211H54ZM65 212V211H64ZM67 212V211H66ZM79 212H81V211H79ZM84 212V211H83ZM86 212V211H85ZM84 212V213H85ZM105 212V211H104ZM130 212V211H129ZM128 212V213H129ZM194 212V211H193ZM192 212V213H193ZM219 212V211H218ZM223 212V211H222ZM222 212H221V214H222ZM233 212H235V211H233ZM237 212H238V210H237ZM241 212H244L243 210L241 211L240 210V212L239 213H241ZM246 212H245V214H246ZM252 212H253V210H252ZM252 212H251V214H250V216L251 215H253L254 216V214H252ZM261 212V214L263 215V213ZM12 213V212H11ZM10 213V214H11ZM69 213V212H68ZM68 213H61V214H68ZM89 213V212H88ZM109 213H111V210H110V212ZM123 213H126V211L125 212H123ZM131 213V212H130ZM186 213V212H185ZM188 213H189V211H188ZM195 213V212H194ZM228 213H230V212H228ZM228 213H227V216H228ZM2 214V213H1ZM5 214V215H4ZM3 215H4V217H6L7 215H8V213H7V215H6V213H4ZM58 214V213H57ZM57 214H55V215H57ZM70 214H72V213H70ZM77 214V213H76ZM83 214V213H82ZM106 214V213H105ZM117 214H118V212H117ZM117 214H115L116 216H117ZM136 214H138V211L136 212ZM146 214V213H145ZM165 215H166V217H169L170 219H171V217L170 216H167V214L166 213H164ZM212 214H213V212H212ZM217 214H219L220 215V212L219 213H217ZM226 214V213H225ZM237 214V213H236ZM235 214V215H236ZM244 214V215H245ZM258 214V213H257ZM256 214V215H257ZM259 214H260V212H259ZM54 215V214H53ZM54 215V216H55ZM79 215H80V213H79ZM84 215V214H83ZM123 215V214H122ZM126 215V214H125ZM132 215V214H131ZM143 215V214H142ZM141 215V216H142ZM157 215V214H156ZM170 215V214H169ZM172 215V214H171ZM188 216H189V214H187ZM224 215V214H223ZM231 215H234L233 213L231 214ZM234 215V217H236ZM242 215V214H241ZM10 216V215H9ZM11 216H14L13 214H11ZM10 216V217H11ZM58 216V215H57ZM63 216V215H62ZM61 215H60V213H59V217H62ZM66 216V215H65ZM68 216H71V215H68ZM67 216V217H68ZM75 216V215H74ZM74 216H72V218H74ZM77 216H78V214H77ZM89 216V215H88ZM92 216L93 215H90L89 217H91L92 218ZM96 216V215H95ZM98 216V215H97ZM135 216V215H134ZM137 216V215H136ZM135 216V217H136ZM146 216V218L148 219V217H147V214L145 215ZM144 216V217H145ZM158 216V215H157ZM161 216L163 217V214H161ZM161 216H160V214H159V217H160V219H161ZM176 216H178V215H176ZM183 216H185L184 214H183ZM182 216V217H183ZM188 216H185V217H188ZM195 216V214H193V216L191 217V216H189V217H191V218H193ZM225 216V215H224ZM223 216V217H224ZM226 216V217H227ZM237 216H239V214L237 215ZM252 216V217H253ZM257 216H259V215H257ZM261 216V215H260ZM16 217V216H15ZM56 217V216H55ZM58 217V218H59ZM81 216H79V218H80ZM87 217V216H86ZM94 217V216H93ZM98 217H100L101 218V216H98ZM121 216H118V219H123L124 220V218L123 217H121ZM126 217H128V215L126 216ZM138 217V216H137ZM135 218V219H138V218ZM165 216H164V218H166ZM172 217H173V215H172ZM184 217V218H185ZM211 217H212V215H211ZM216 217H219V216H216ZM221 217V216H220ZM220 217H219V219H220ZM243 217V216H242ZM248 216H246V217H244L245 219L247 218ZM262 217H264V216H262ZM9 217H6L5 219H2V222H4L5 221V224H6V222H8L9 221V219H8ZM69 218V217H68ZM71 218V217H70ZM69 218V219H70ZM88 218V217H87ZM86 218V219H87ZM90 218V219H91ZM97 218V217H96ZM105 218V217H104ZM150 218V217H149ZM153 218H156V217H152V219L151 220H153ZM168 218V219H169ZM194 218H196V217H194ZM199 218V217H198ZM210 218V217H209ZM212 218H214V216L212 217ZM239 218L241 219V216H239ZM255 218H256V216H255ZM6 219H8L7 221H6ZM13 219H14V221H15V218L13 217ZM57 219V218H56ZM65 219H66V217H65ZM103 219V218H102ZM110 219V218H109ZM109 219H107V220H109ZM115 219V218H114ZM129 219V218H128ZM130 219H132V216H131V218ZM129 219V220H130ZM140 219V218H139ZM138 219V220H139ZM144 219V218H143ZM159 219V218H158ZM157 218H156V220H158ZM158 220V221H160V223H157L156 222V220L154 221L156 224H161V220ZM169 219V220H170ZM173 219V218H172ZM175 219H176V217H175ZM186 219V218H185ZM188 219V218H187ZM190 219V218H189ZM189 219H188V221H189ZM207 219V218H206ZM218 219V218H217ZM216 219V220H217ZM218 219V220H219ZM224 219V218H223ZM223 219H221V220H223ZM230 219V217L227 219V221ZM238 219V218H237ZM248 219V218H247ZM250 219V218H249ZM248 219V220H249ZM259 219V218H258ZM258 219H256V220H258ZM262 219V218H261ZM4 220V221H3ZM17 220H18V222H17ZM17 220H16V222H17V224H16V222H12L11 221V218H10V221L8 222V223H10V222H12V223H14L15 225H16V227H15V229L18 227V225H19V223H21V222H19V218H17ZM64 220V219H63ZM67 220V219H66ZM71 220V219H70ZM81 220V219H80ZM79 220V221H80ZM82 220H83V217H82ZM87 220H89V219H87ZM86 220V221H87ZM91 220H93V219H91ZM91 220H90V226H91ZM94 220H98V218L97 219H94ZM100 220V219H99ZM106 220V219H105ZM106 220V221H107ZM112 220V219H111ZM117 220V219H116ZM141 221H142V217H141V219H140ZM139 220V221H140ZM163 220V219H162ZM178 220H180L179 219V216H178ZM191 220V219H190ZM196 220V219H195ZM201 221H199V219H198V221L201 223L202 222V219H200ZM209 220V219H208ZM212 219H210L209 221H211ZM220 220V221H221ZM235 220V219H234ZM233 220V218L232 219H230V223H231V221H234ZM242 220H244L243 218H242ZM241 220V221H242ZM248 220H247V222H248ZM251 220H252V222H255V221H253V218L252 219H250V224L248 223V225L247 226H249V228H251V229H247V232L250 230V233L252 232V231H259L260 230V228H261V225H258L257 223L259 222L260 224H262V222H264V221H262V222H260V220H258V222L256 223L257 225H253L252 223H251ZM255 220V219H254ZM263 220V219H262ZM0 221H1V215H0ZM25 220H23L22 222H24ZM60 221H61V219H60ZM65 221V220H64ZM64 221H63V223H61L62 225H65L64 224ZM75 221V220H74ZM77 221V220H76ZM75 221V223H78V222H76ZM113 221V220H112ZM126 221H127V219H126ZM125 221V222H126ZM133 221H135L134 220V218H133ZM146 221V220H145ZM166 221V220H165ZM177 221V220H176ZM183 221V220H182ZM182 221H180V222H182ZM188 221L186 222V225H190L189 223H188ZM192 221V220H191ZM239 221V219L238 220H236L235 221V223L236 222H238ZM56 222H59V220L57 221L56 220ZM62 222V221H61ZM67 222H68V220H67ZM73 222V221H72ZM88 222V221H87ZM96 222V221H95ZM99 222H101V221H99ZM115 222V221H114ZM114 222H112V223H114ZM118 222H120V221H118ZM117 222V223H118ZM124 222V223H125ZM130 222V221H129ZM129 222L127 223L128 225H129ZM149 221H147V223H148ZM164 222V221H163ZM168 222V221H167ZM178 222V221H177ZM179 222V223H180ZM195 222V221H194ZM194 222H193V224L192 225H195L196 224V226H198L199 225V223H198V225H197V223H195L194 224ZM203 222H205V221H203ZM213 223H214V221H212ZM211 222V223H212ZM218 223H219V221H217ZM222 222V221H221ZM223 222H225V220L223 221ZM244 222V221H243ZM242 222V224H247V222H244L243 223ZM28 223H30V222H28ZM55 223V222H54ZM53 223V224H54ZM66 223V222H65ZM69 223V222H68ZM82 222H80L79 223V225L81 224ZM86 223V222H85ZM84 223V224H85ZM101 223H103V222H101ZM101 223H99L98 225H101ZM132 223V222H131ZM134 223V222H133ZM132 223V226L134 225ZM138 223V222H137ZM146 223V224H147ZM166 223V222H165ZM176 223V222H175ZM183 223V222H182ZM188 223V224H187ZM208 223V222H207ZM211 223H209V224H211ZM215 223H216V221H215ZM217 223V224H218ZM233 223V222H232ZM238 223H240V222H238ZM3 224V223H2ZM4 224V225H5ZM13 224V225H14ZM70 224V223H69ZM104 224H105V222H104ZM135 224H136V221H135ZM143 224V222H141V223H139V225H142ZM145 224V225H146ZM149 225H147V226H149L150 227V223H148ZM154 224V223H153ZM163 224V223H162ZM161 224V225H162ZM168 224V223H167ZM167 224H166V227L168 228V226H169V224H168V226H167ZM178 224V223H177ZM183 224H185V223H183ZM204 224V223H203ZM216 224V225H217ZM220 224V223H219ZM218 224V225H219ZM225 224V223H224ZM228 224H229V222H228ZM228 224H226V227H227V225ZM234 224V223H233ZM241 224V223H240ZM9 225V224H8ZM14 225V226H15ZM20 225H22V224H20ZM23 225H26L27 226V224H25V222H24V224ZM71 225V224H70ZM70 225H68V226H70ZM77 225V224H76ZM97 225V226H98ZM106 225V227H107V223L105 224ZM115 225H116V223H115ZM118 225V224H117ZM121 225H123L122 224V222H121ZM128 225H126V227L128 226ZM131 225V224H130ZM129 225V226H130ZM138 225V224H137ZM159 225H157V226H159ZM160 225V226H161ZM165 225V224H164ZM171 225V224H170ZM221 225H223V224H221ZM229 225H231V224H229ZM234 225H236V224H234ZM239 225V224H238ZM253 225V226H252ZM3 226V225H2ZM6 226V228L8 227L7 225H5ZM11 226V225H10ZM10 226L7 228V229H11L10 228ZM54 226V225H53ZM55 226H57V224L55 225ZM58 226H60V224H58ZM74 226V225H73ZM78 226V225H77ZM81 226H82V224H81ZM103 226V224L101 225V227ZM108 226H111L110 224L108 225ZM113 226V225H112ZM120 226V225H119ZM118 226V227H119ZM125 226V225H124ZM128 226V227H129ZM154 226H156L155 224H154ZM174 226H175V224L173 225V228L172 229H174ZM180 226L182 227L183 225L182 224H180ZM179 226V227H180ZM187 226V227H188ZM191 226V225H190ZM190 226L188 227V229L190 228ZM201 226V225H200ZM204 226H206V225H203V227ZM208 226H210V225H208ZM208 226H206L207 228H208ZM212 226V225H211ZM224 226V225H223ZM237 226V225H236ZM236 226H232V230L236 227ZM241 226V225H240ZM252 226V227H251ZM263 226V225H262ZM0 227H1V224H0ZM25 227V226H24ZM23 227V228H24ZM61 227V226H60ZM71 227H72V225H71ZM76 227V226H75ZM86 227V226H85ZM84 227V228H85ZM92 227V226H91ZM100 227V226H99ZM99 227H98V229H99ZM105 226H104V228H105V230L107 229ZM115 228H118V227H116V226H114ZM131 227V226H130ZM144 227V226H143ZM170 227V226H169ZM183 227H186L185 225L183 226ZM186 227V228H187ZM191 227H193V226H191ZM199 227V226H198ZM202 227V226H201ZM202 227V228H203ZM217 227V226H216ZM222 227V226H221ZM220 227V228H221ZM231 227V226H230ZM238 227V226H237ZM3 227H1V229H2ZM19 228H21V227H19ZM41 228V227H40ZM58 228V227H57ZM56 228V229H57ZM80 228V227H79ZM83 228V229H84ZM103 228V227H102ZM101 228V230H103ZM133 228H135L134 226H133ZM138 228H140V227H136V229H134V230H136L137 231V229ZM153 228V230H155V228L154 227H152L151 226V229ZM178 227H176V229H177ZM185 228V229H186ZM193 228H196L195 226L193 227ZM202 228H200L199 227V229H202ZM217 228H219V227H217ZM219 228V229H220ZM223 228H225V227H223ZM222 228V229H223ZM247 228V227H246ZM5 229V228H4ZM4 229H2V230H4ZM13 229H14V227H13ZM42 229H44L43 227H42ZM59 229V228H58ZM64 229H66L67 230V225H65L64 226ZM69 229V228H68ZM74 229V228H73ZM92 229V228H91ZM97 229V230H98ZM120 229H122L123 230V226H122V228H120ZM128 229V228H127ZM145 229V228H144ZM143 229V230H144ZM148 229V228H147ZM157 229V228H156ZM158 229H160V227H158ZM157 229V230H158ZM169 229V228H168ZM170 229H171V227H170ZM191 229V228H190ZM204 229L205 228H203V230H201V232L203 231L204 232ZM210 229V228H209ZM213 229V230H212ZM214 229H216L215 228V224H214V227L212 226L211 227V230L213 231V233H214ZM227 229V228H226ZM231 229V228H230ZM236 229V228H235ZM234 229V230H235ZM239 229H241V228H239ZM242 229H244V230H246L245 229V226H244V228H243V226H242ZM6 230V229H5ZM24 230V229H23ZM61 230V229H60ZM75 230V229H74ZM77 230H79L78 229V227H77ZM77 230H76V232L75 233H77ZM87 230V229H86ZM86 230H84V232L86 231ZM88 230H89V228H88ZM94 230V229H93ZM100 230V229H99ZM100 230V231H101ZM105 230L103 231V233H105ZM115 230H117V229H115ZM130 229H128V231H129ZM134 230H132L133 232L132 233H134L135 231ZM140 230H141V228H140ZM146 230V229H145ZM149 230V229H148ZM165 230V229H164ZM163 230V231H164ZM175 230V229H174ZM174 230H171V231H174ZM178 231H179V228L177 229ZM177 230H175V231H177ZM181 231H183V229L181 228L180 229ZM193 231L195 230V229H192ZM210 230V231H211ZM231 230V231H232ZM261 230H262V228H261ZM260 230V231H261ZM263 230H264V228H263ZM1 231V230H0ZM10 231V230H9ZM12 232H14L15 233V231H13V230H11ZM10 231V232H11ZM17 231V230H16ZM20 231H21V229H20ZM40 231V230H39ZM43 231V230H42ZM70 231H73V230H70ZM82 231V230H81ZM90 231V230H89ZM94 231H96V229L94 230ZM110 231H111V227H110ZM113 231V230H112ZM111 231V232H112ZM119 231V230H118ZM124 231H126V229L124 228ZM128 231H126L127 232V234H128ZM152 231V230H151ZM166 231V230H165ZM168 231H170V230H168ZM181 231H179V232H181ZM191 231V230H190ZM196 231V233L198 232L197 230H195ZM206 231V230H205ZM217 231V230H216ZM219 231L221 232V230H218L217 231V233H219ZM228 232H229V230H227ZM236 231V230H235ZM235 231H233V232H235ZM239 231V230H238ZM237 231V232H238ZM241 231H243V230H241ZM240 231V232H241ZM260 231H259V233H257V234H260ZM2 232V231H1ZM3 232H5V231H3ZM2 232V233H3ZM21 232H23V231H21ZM44 232V231H43ZM55 232H56V230H55ZM54 232V233H55ZM57 234L55 233V235H57V237H55V238H58V235H59V237H60V232L57 230ZM63 232V231H62ZM62 232H61V236L62 235H64V234H62ZM66 232H68V231H66ZM98 233H99V231H97ZM111 232H109V233H111ZM117 232V231H116ZM138 232H139V230H138ZM141 232V231H140ZM139 232V233H140ZM146 232H148V231H146ZM184 232V231H183ZM182 232V233H183ZM186 232V231H185ZM225 232H226V230H225ZM246 232V231H245ZM13 233V235H15ZM45 233H47V232H45ZM63 233H65V232H63ZM71 233V232H70ZM74 233V234H75ZM120 233V231L118 232V233H116V235L115 234H112V236L110 235V236H107L108 235V233H106L105 235L107 236L106 238H105V236L103 235V234H101V236H103V237H101V236H99V235H97L99 238V240L98 239H96V241H101L103 238H104V242L106 243H103L102 245H100V244H98V243H100V242H95L94 243V245L93 246H90V247H92V249L93 248H99V247H102V248H104L106 245H107V243H108V241H105L108 237H109V239H110V237H112V238H114V236H116V237H118L119 234ZM123 233H125V232H122V234H121V236L123 235ZM129 233H131V232H129ZM139 233H137L136 232V234H137V236L135 235V238L136 237H138L139 239L141 238L142 239V242H140L141 244L140 245H143L144 247H143V249L144 248H150L152 251L154 250V248H160V249H158V251H160V252H162L163 250L164 251H166L167 250V246L169 247L170 245H168V243L166 244L164 241H159V239L161 240V235L159 236V239H154L153 240V238H155V237H153V235L151 234V236L153 237L152 239L150 238H148V237H150L149 236V234H146V235H144L142 232L139 234ZM151 233V232H150ZM154 233H155V231H154ZM158 233H159V230H158ZM157 233V234H158ZM162 232H160V234H161ZM163 233H165V232H163ZM167 233V232H166ZM172 233V232H171ZM170 233V234H171ZM177 233V232H176ZM190 233V232H189ZM189 233H187L188 235H189ZM207 233H208V231H207ZM211 233V232H210ZM209 233V234H210ZM216 233V232H215ZM215 233L213 234V235H215ZM223 233H224V231H223ZM223 233L221 234V235H223ZM232 233V232H231ZM230 233V235H232ZM253 233V232H252ZM256 233V232H255ZM254 233V234H255ZM261 233H262V231H261ZM264 233V232H263ZM262 233V234H263ZM7 234V233H6ZM25 234H27L28 235V233H26L25 232ZM25 234H23L24 235V237H25ZM41 234V233H40ZM44 234V233H43ZM42 234V235H43ZM68 233H66V235H67ZM73 234V235H74ZM81 234H84V233H82L81 232ZM85 234H86V232H85ZM85 234H84V236H85ZM127 234H124V235H126L127 236ZM169 234V235H170ZM186 234V233H185ZM190 234H192V233H190ZM202 234H205V233H202ZM202 234H200V232H199V234L197 235V237H200L199 239H202ZM226 234H228V233H226ZM234 234V233H233ZM238 234H240V233H236L235 234V236H237ZM246 234H248L249 235V233H246ZM246 234H244V236L246 237V238H242L241 237V240H240V237L239 236H241L242 235V233H241V235H238V238L236 237H234V239H233V241H232V243H229V245H228V248L226 249L224 246L226 245L225 243V245L223 244V241H225L224 240V238H223V236H222V238H223V240L221 241H219L218 239L221 237L220 236V234H217L218 236H214V239L213 238H210L208 241L210 242V243H208V242H204V240L205 239H203V241L202 240H198V238H196V235H195V238L198 240V241H196L197 243H196V247H195V249L193 248V255L194 256H200L201 254H203L204 252V255L205 254H207L209 251L206 249L208 246H211L212 248L214 247V249H216L215 247H217V249L216 250H218V248L220 247V248H222V246H223V248H224V253H222V250H220L219 249V251H221V254L219 255L220 257H221V255L222 254H225V255H223L222 257H224V258H222V260H220V259H218V260H220V262L222 263V264H234L235 263V261H236V259H237V255H239V253L241 252V253H243L242 255L243 256H245V257H250V259L248 258V261H246L245 259V261H246V263H248L249 262V264H264L263 263V261H262V259H260V258H262V257H264V256H260L262 253L264 254V252H262V250L264 251V248H261L262 246L264 247V245H263V243H262V239L260 240L261 241V243H262V246L260 245V248L262 249H260L259 251H261V252H259L258 251V249H255V246L256 245H254L253 244V242L252 241H254V239H255V237H252L254 234H252V236H247ZM10 236H12L11 234H9ZM9 235L7 234V236L9 237ZM18 235L20 236L21 234H19V232H18ZM22 235V236H23ZM32 235V234H31ZM54 235V234H53ZM54 235V236H55ZM69 235V234H68ZM73 235H71V236H69V237H71V239L73 238ZM78 235V234H77ZM76 235V236H77ZM118 235V236H117ZM129 235H131L132 236V234H129ZM148 235V237H146ZM172 235H173V233H172ZM177 235V234H176ZM176 235L174 234V236L176 237ZM180 235V234H179ZM183 235H184V233H183ZM225 235V234H224ZM0 236H2V235H0ZM3 236H4V233H3ZM6 236V235H5ZM33 236V235H32ZM35 237L36 236H38V235H34ZM33 236V237H34ZM44 236H46V234L44 235ZM92 236V235H91ZM95 236V235H94ZM121 236H120V238H121ZM126 236H125V238H126ZM156 236V235H155ZM158 236V235H157ZM182 236V234L179 236V237H181ZM186 236V235H185ZM189 236H192V235H189ZM204 236V235H203ZM205 236H206V234H205ZM229 236V235H228ZM233 236V235H232ZM243 236V235H242ZM262 236V235H261ZM260 235H259V237L260 238H263V237H261ZM264 236V235H263ZM14 237H17V235H15V236H13V238ZM33 237H31L30 236V238L32 239ZM47 237V236H46ZM49 237V236H48ZM66 236H62V239L63 238H65ZM69 237H67V239L69 238ZM83 237V236H82ZM81 237V238H82ZM85 237H87L88 239H89V237L86 235ZM116 237H115V239H116ZM129 237V236H128ZM134 237V234H133V236H132V238ZM209 237H210V235H209ZM208 237V238H209ZM213 237V236H212ZM215 237H218V239H215ZM226 237H227V235H226ZM0 238H2L3 239V237H0ZM5 238V237H4ZM22 238V237H21ZM37 238H39V237H37ZM42 238V237H41ZM40 238V239H41ZM61 238V237H60ZM57 239V240H61V239ZM76 238H78V237H75V239ZM81 238H79V240L77 241L79 244L81 243V242H83V239H84V237H83V239H81ZM86 238V239H87ZM97 238V237H96ZM119 238V239H120ZM131 238V237H130ZM129 238V239H130ZM134 238V239H135ZM138 238H136L135 240L138 242V241H140ZM165 238H166V236H165ZM186 238H187V236H186ZM184 239V241L185 240H187L186 241V243L187 242H189V240L188 239ZM189 238V237H188ZM193 238H194V235H193ZM192 237H191V240L193 239ZM195 238H194V240H195ZM206 238V237H205ZM207 238V239H208ZM260 238H257L256 237V239H258V241H259V239ZM0 240V242L1 241H3V243H5V241H4V239L3 240ZM6 239V238H5ZM8 239H10V238H7L6 240H8ZM30 239V240H31ZM46 239V238H45ZM44 239V240H45ZM49 239V238H48ZM48 239L46 240V241H48ZM51 239H54L53 238V236H52V238ZM66 239V240H67ZM70 239V240H71ZM75 239H73V241H74V244H73V242L71 243V244H73V246L74 245H76L75 244ZM126 239H128V238H126ZM125 239V240H126ZM128 239V240H129ZM163 239V238H162ZM172 239V238H171ZM176 239V238H175ZM206 239V240H207ZM229 239V238H228ZM231 240H232V238H230ZM238 239V240H237ZM10 240H12L13 241V239L11 238ZM16 240H19L18 238L16 239V238H14V243H16ZM26 240V239H25ZM34 240V239H33ZM35 240H36V238H35ZM35 240H34V242H35ZM39 239H37V241H38ZM42 240V239H41ZM41 240H39V241H41ZM57 240H54L55 241V244L53 243V245L56 247V245H58V241ZM66 240L65 239H63L62 241H65L66 242ZM82 240V241H81ZM85 240V239H84ZM111 241L109 242V244L110 245H112V247H111V249L113 250H111L112 252H110L109 251V249L107 248V249H105L106 251L105 252H103V254H105L106 252H107V250L109 251V255L110 256H113V252H114V250H116L117 248V246H118V244H119V246H120V242L118 243V241H116L118 244H116L112 239H110ZM122 240H124V236H123V238H122ZM123 241L124 243L126 242L127 243V241ZM134 240V241H135ZM166 240V239H165ZM168 240V239H167ZM181 240H182V242H184L183 241V238H181ZM190 240V241H191ZM230 240V241H231ZM264 240V239H263ZM12 241H9L8 240V243L9 242H12ZM21 241V240H20ZM22 241H24V239L22 240ZM36 241V242H37ZM57 241V242H56ZM61 241V242H62ZM80 241V242H79ZM95 241V240H94ZM103 241V240H102ZM121 241V240H120ZM131 240H129L128 242H129V245H130V243L132 244L133 242H130ZM133 241V240H132ZM135 241V243H137ZM173 241H175V244H178L177 242H176V240H173ZM25 242H27V241H25ZM25 242H24V244H23V246L24 245H26L25 244ZM32 242V241H31ZM65 242H62L61 244L62 245H64L63 243H65ZM87 242V241H86ZM89 242H93V241H90L89 240ZM122 242V241H121ZM167 242V241H166ZM170 242H172V241H170ZM170 242H169V244H170ZM227 242V241H226ZM254 242H256V240L254 241ZM264 242V241H263ZM30 243V242H29ZM41 243H43V242H41ZM41 243H40V246H41ZM50 243V242H49ZM60 243V242H59ZM68 243V245H69V242H67ZM125 243V244H126ZM181 243V242H180ZM191 243V242H190ZM193 243V242H192ZM228 243V242H227ZM251 243L253 244V245H251ZM1 244V243H0ZM11 244V243H10ZM17 244V243H16ZM20 243L18 242V245H19ZM31 244V243H30ZM33 244V243H32ZM36 244V243H35ZM52 244V243H51ZM70 244V245H71ZM123 244V243H122ZM128 244V243H127ZM134 244V243H133ZM132 244V245H133ZM174 244V243H173ZM185 244V243H184ZM194 244V243H193ZM256 244L258 245V243L256 242ZM2 245H4V244H2ZM2 245L0 246V248L2 247ZM37 245V244H36ZM48 245H50V244H48ZM69 245V246H70ZM128 245V246H129ZM139 244H137V246H138ZM181 245V244H180ZM192 245V244H191ZM13 246V245H12ZM11 246V247H12ZM22 246V245H21ZM20 245L19 246H14V247H19V249L22 251V254H23V252H26V249L28 248V246H27V248L24 246V248H25V250L23 249V247L22 248H20L21 247ZM39 245H38V247L41 249V247H40ZM51 247H49L50 249L52 248V245H50ZM60 246V245H59ZM64 246H66V244L64 245ZM63 246V247H64ZM83 247L82 248H84V244L82 245ZM189 246V244H187V246H185V248L186 247H188ZM219 246V247H218ZM251 246H253L254 247V249L253 248H251ZM5 247V246H4ZM7 247H8V244H7ZM10 247V249L12 250V248H14V247H12L11 248ZM30 247V246H29ZM33 247H35V245L33 246ZM47 247V246H46ZM45 246L43 247V248H46ZM55 247H53V250H54V248ZM61 247V246H60ZM72 247V246H71ZM70 247V248H71ZM75 247H77V249H76V253L75 254H77V253H81V251H85V249H83V250H81V251H79V252H77L78 250H80L81 249V246L79 247L80 249H78V246H74V248ZM87 247H89V245L87 246ZM123 247V246H122ZM125 247V246H124ZM130 247V246H129ZM128 247V248H129ZM134 247V246H133ZM141 247V246H140ZM166 247V248H165ZM171 247H173L172 246V243H171ZM176 247V246H175ZM177 247L179 248V246L177 245ZM191 247V246H190ZM190 247H188V250H189V248ZM192 247H194L193 245H192ZM226 247H227V245H226ZM3 248V247H2ZM1 248V253L0 254H2V251H3V249ZM9 248V247H8ZM48 248V249H49ZM57 248V247H56ZM59 248V247H58ZM62 248V247H61ZM65 248V247H64ZM69 247H66V250L64 251V253L66 254V253H68L67 252V249L69 250L70 249ZM74 248H73V250H74ZM126 248H127V246H126ZM127 248V249H128ZM135 248V247H134ZM153 248V249H152ZM162 248V249H161ZM170 248V247H169ZM169 248H168V250L167 251H169ZM178 248H176V251L178 250ZM184 248V247H183ZM257 248H259L258 246H257ZM7 248H5L4 250H6ZM15 249V248H14ZM18 249V248H17ZM17 249H15V250H17ZM18 249V250H19ZM37 250H38V248H36ZM48 249H47V251H48ZM100 249V248H99ZM98 249V250H99ZM123 249V248H122ZM129 249H132V246H131V248H129ZM128 249V250H129ZM136 249H138V248H136ZM140 249V248H139ZM150 249H149V251H150ZM171 249H173V248H170V251H171ZM209 249V248H208ZM9 249H7V251H8ZM19 250V251H20ZM24 250V251H23ZM33 250V249H32ZM31 250V251H32ZM45 250V249H44ZM44 250L42 249V251H43V253H47V255L46 256H48V253L51 251V250H49L48 252L46 251V252H44ZM53 250L51 251V252H53ZM71 250V249H70ZM87 251H88V249H86ZM90 250H91V248H90ZM97 250V251H98ZM119 250H120V248H119ZM119 250H118V252H119ZM127 250V251H128ZM148 250V249H147ZM156 250V249H155ZM174 250V249H173ZM180 250H182V247H180ZM210 250V249H209ZM225 250H227L228 252H226ZM10 251V250H9ZM9 251H8V253H9ZM30 250H29V252H31ZM35 251V250H34ZM59 251V250H58ZM57 251V252H58ZM86 251V252H87ZM93 251V250H92ZM122 251V250H121ZM134 251V250H133ZM133 251H132V253H133ZM138 251V250H137ZM142 251V250H141ZM145 251V250H144ZM152 251H150V252H152ZM157 250H156V254H158L159 252H158ZM175 251V250H174ZM175 251V252H176ZM179 251V250H178ZM184 251H185V249H184ZM28 252V251H27ZM72 252V253H71ZM73 252L74 251H70V253H71V256L73 255ZM88 252H90V251H88ZM95 252V254H96V251H94ZM131 251L129 250V252L128 253H130ZM136 252V251H135ZM134 252V253H135ZM158 252V253H157ZM181 253L183 252V251H180ZM186 252H188V251H185V253ZM190 252V251H189ZM190 252V253H191ZM216 252V251H215ZM18 253V252H17ZM42 253V254H43ZM55 253H56V250H55ZM60 254L59 255H62L63 254V252L61 253V252H59ZM69 253V254H70ZM84 253V252H83ZM99 253H100V251H99ZM110 253H113L112 255L110 254ZM123 253H126V251L124 252L123 251ZM128 253H126V256L125 255H123L122 253V258L123 257H126V258H123V259H127V254ZM132 253H130L131 255V257H132ZM137 253H141V252H137ZM137 253H135L136 255V257H138V256H140V254L137 256ZM143 253V252H142ZM170 253V252H169ZM168 253V254H169ZM171 253H173L174 254V252H171ZM178 253V252H177ZM212 253V252H211ZM210 253V254H211ZM217 253V252H216ZM238 253V254H237ZM240 253V254H241ZM6 254H7V252H6ZM31 256L29 255V257H28V259H30V257H32L33 258V251L31 252ZM37 254V253H36ZM35 254V255H36ZM40 254H41V252H40ZM91 254V253H90ZM89 254V255H90ZM102 254V253H101ZM102 254V255H103ZM237 254V255H236ZM21 255V254H20ZM34 255V257L36 258V257H38V259L39 258H41V259H43V258H46V256L43 254L42 256H45V257H43L42 258V256L40 257V255H36L35 256ZM53 255H55V254H53ZM52 255V256H53ZM57 255V254H56ZM55 255V256H56ZM79 255V254H78ZM89 255H88V258H89ZM98 255V254H97ZM100 255V254H99ZM106 255L108 256V254L106 253L105 254V257H106ZM120 253L118 254V257L120 258ZM142 256L144 255L145 256V258H146V262L144 263V264H151V263H154V264H156V263H158L159 261H156V262H154L153 260V262L151 261V259H154V257H152L151 255H150V253L148 254V252H147V254L145 253V254H141ZM155 255V254H154ZM153 255V256H154ZM160 255V254H159ZM162 255V254H161ZM160 255V256H161ZM169 255H171V256H173L172 254H169ZM175 255V254H174ZM179 255H182V254H179ZM179 255H178V257H179ZM189 255H191L190 257H192V254H189ZM216 255V254H215ZM251 255V256H250ZM2 256V255H1ZM64 256V255H63ZM81 256H82V254H81ZM80 255H79V259H80V257H81ZM92 256V255H91ZM94 256V255H93ZM130 256H128V261L130 260L129 259V257ZM135 256H133V257H135ZM158 256V255H157ZM157 256H155L156 258H157ZM164 256H166V254L164 255V253H163V260H164ZM168 256V255H167ZM184 256V252H183V255H182V257ZM188 256V255H187ZM186 256V257H187ZM211 256V255H210ZM242 256V257H243ZM26 256H24L23 258H25ZM84 257H85V254H84ZM83 257V258H84ZM103 257V256H102ZM114 257V256H113ZM170 257V256H169ZM175 256H173V258H174ZM181 257V258H182ZM201 257V256H200ZM212 257V256H211ZM216 257V256H215ZM214 257V258H215ZM217 257H218V255H217ZM216 257V258H217ZM240 257H241V255H240ZM244 257V258H245ZM48 258V257H47ZM56 258H57V256H56ZM62 258V257H61ZM90 258H92V257H90ZM107 258V257H106ZM106 258H104V259H106ZM109 258V257H108ZM112 258V257H111ZM115 258H117V255H116V257ZM139 258H141V256L139 257ZM155 258V259H156ZM162 258V257H161ZM172 258V257H171ZM172 258V259H173ZM180 258V259H181ZM195 258L196 257H194V260H195ZM205 257H203V259H204ZM210 258V257H209ZM208 258V259H209ZM216 258H215V261H216ZM27 259V258H26ZM37 259V258H36ZM59 259V258H58ZM63 259V258H62ZM65 259H67L66 261H68V258H65ZM71 259V258H70ZM82 259V258H81ZM98 259V258H97ZM113 259V258H112ZM118 259V258H117ZM143 257H142V261H143ZM169 259V258H168ZM175 259V258H174ZM177 259V258H176ZM184 259H185V257H184ZM190 259V258H189ZM192 259V258H191ZM197 259H199V257L197 258ZM206 259V258H205ZM207 259V260H208ZM211 259V258H210ZM212 259H213V257H212ZM238 259H239V257H238ZM247 259V258H246ZM40 260V259H39ZM56 260V259H55ZM83 260V259H82ZM82 260H80V263L81 264H83V262H85L86 260H87V256H86V259H85V261L83 260V262H81ZM94 259H92V261H93ZM99 260V262L98 263H100V258L98 259ZM108 260H110V259H108ZM115 259H113L112 261H114ZM120 260H121V258H120ZM127 260H125V263H127L128 261ZM134 259H132V261H133ZM139 260V259H138ZM148 260V261H147ZM183 260V259H182ZM187 260V259H186ZM186 260H183V261H186ZM194 260H192L193 261V263H194ZM207 260H206V262H207ZM241 260V259H240ZM264 260V259H263ZM21 261V264H22V261H24L23 259L22 260H20ZM26 261H28V260H25V262ZM31 261H32V259H31ZM41 261V260H40ZM40 261L38 262L37 261V263H40ZM105 261H107V260H105ZM116 261V260H115ZM131 261V262H132ZM140 261V260H139ZM138 261V262H139ZM151 261V262H150ZM165 262L167 261V260H164ZM190 262H191V260H189ZM188 261V262H189ZM196 261V260H195ZM198 261L199 262H201L200 260H197L195 263H198ZM204 261V260H203ZM202 261V262H203ZM213 261H214V259H213ZM244 261V262H245ZM36 262V261H35ZM44 262V261H43ZM42 262V263H43ZM70 262V261H69ZM94 262V261H93ZM92 262V263H93ZM96 262V261H95ZM102 262V261H101ZM111 262V261H110ZM110 262H106V264L107 263H110ZM118 262V261H117ZM122 262V261H121ZM141 262V261H140ZM139 262V263H140ZM161 262V261H160ZM160 262H159V264H160ZM168 263H169V261H167ZM170 262L172 263V260H170ZM175 263H177V262H179V260L177 259V261L175 260L174 261ZM187 262V261H186ZM218 262V261H217ZM27 263V262H26ZM103 263V262H102ZM118 263H120V262H118ZM138 263V264H139ZM142 263V262H141ZM142 263V264H143ZM163 263V262H162ZM171 263H169V264H171ZM183 263V262H182ZM182 263H179V264H182ZM246 263H244V264H246ZM28 264V263H27ZM31 264H33V263H31ZM43 264H46V261H45V263H43ZM66 264V263H65ZM67 264H69V263H67ZM86 264V263H85ZM101 264V263H100ZM104 264H105V262H104ZM130 264H132V263H130ZM133 264H135V263H133ZM136 264H137V259H136ZM166 264V263H165ZM178 264V263H177ZM183 264H185V263H183ZM202 264V263H201ZM204 264H206L205 262H204ZM207 264H208V262H207ZM212 264V263H211ZM220 264V263H219ZM235 264H243V262H242V260H241V262L240 263H237V261H236V263Z\"/></svg>", "mask_w": 264, "mask_h": 264}]
</instances>
